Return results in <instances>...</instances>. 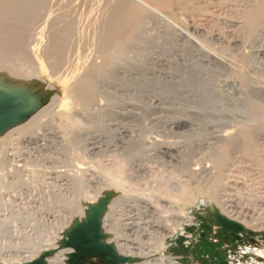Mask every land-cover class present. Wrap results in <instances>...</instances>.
I'll return each instance as SVG.
<instances>
[{
  "label": "bare ground",
  "instance_id": "obj_1",
  "mask_svg": "<svg viewBox=\"0 0 264 264\" xmlns=\"http://www.w3.org/2000/svg\"><path fill=\"white\" fill-rule=\"evenodd\" d=\"M185 1V0H183ZM182 0H0V93L1 94H6L10 96H20L23 98L28 99L30 102L35 104L37 108H39L40 103L42 101V94L39 92L37 93L35 91L36 87H33V81L34 79H40V78H46L48 80L50 79H55L57 81L59 88L61 89L62 93L60 96L56 97L53 100V105L47 108H41L36 114H32L31 118L24 123L20 122L17 123L16 125L12 126L11 129L7 130L2 136H0V206L2 204H7L6 207L11 205L13 202V196L12 194L10 196H7V194H10L13 190H10L12 188H16L17 181L14 180L12 182L10 180L6 181L5 179L7 178V173L9 171H13L12 169H8L9 165L7 163L9 162L10 159L8 156L10 155V147L12 145H16L19 147L20 141L26 140L29 142V144H39L40 147H43V144H40L41 141L45 140L47 134H53V135H58L60 136V139H64L66 141V145L70 144L76 146V144L79 141L80 138L83 137V133H86L85 131H89L92 128L95 127H100L101 125H105L106 120L109 119L110 115L112 114V111L110 109V105L112 103V100L115 98V95L111 93L108 90H104L103 88L105 87L104 85L107 86V84H125L127 82L126 76L125 80L126 82L122 79L123 76H121L119 73L121 70H124V67L129 64L130 60H134V55L133 54H138V50L143 46L144 44V33L147 29V24L150 18H154L155 15H160L164 14L163 12H169V14L174 15L178 17V14L176 15V11L174 7L176 6H183L184 4ZM194 0H186L185 3L187 5H192L196 1ZM205 1V0H204ZM211 1V0H210ZM209 3L211 4V2ZM219 1V0H218ZM226 1V0H225ZM230 1V0H227ZM236 1V0H235ZM238 1V0H237ZM242 1V0H241ZM201 2V1H197ZM233 0L229 3H232ZM239 2V1H238ZM245 2V1H243ZM208 3V2H207ZM228 3V2H227ZM226 3V4H227ZM218 4V3H216ZM223 6H227L225 3H223ZM234 4V2L232 3ZM178 5V6H177ZM200 5V4H199ZM215 5V4H213ZM211 5V6H213ZM219 5V4H218ZM217 5V6H218ZM222 5V4H221ZM220 5V6H221ZM231 5V4H230ZM242 5V2H241ZM241 5H238L239 7ZM197 6V5H196ZM203 6V4H202ZM205 6V4H204ZM207 6V5H206ZM216 6V5H215ZM180 7V8H181ZM192 7V6H190ZM194 7V6H193ZM192 7V8H193ZM199 7V6H198ZM209 7V6H208ZM222 7V6H221ZM221 7H218L221 9ZM228 7V6H227ZM236 2H235V6ZM237 7V8H239ZM175 8V9H176ZM211 8V7H210ZM217 8V7H216ZM178 9V8H177ZM189 9V8H187ZM200 9V8H199ZM206 9V8H204ZM235 9V8H233ZM194 10V9H193ZM198 10V9H197ZM202 10V9H201ZM230 10V8H229ZM232 10V9H231ZM179 12L182 13L181 10L178 9ZM186 12H190L186 10ZM200 11V10H199ZM205 11V10H204ZM206 11H209L208 9ZM175 12V13H174ZM213 12V11H212ZM211 12V13H212ZM223 11L222 13H224ZM159 13V14H157ZM187 13V15H188ZM194 13V12H193ZM198 13H201L198 12ZM210 12H208L209 14ZM242 19L241 25L242 27L239 28L240 25H237L236 29L239 28V30L242 32V39H238L239 43L243 44L246 46L249 43L253 44L257 39L262 36H264V0H250L245 5H242V8L238 10L237 12ZM232 13V15L237 14ZM183 14V13H182ZM191 14V13H189ZM206 14V13H205ZM237 14V15H238ZM167 15V14H166ZM192 15V14H191ZM199 15V14H198ZM220 15V14H219ZM236 15V16H237ZM157 16V17H158ZM162 16V15H161ZM164 16V15H163ZM162 16V18H163ZM170 15L167 16V18ZM228 16V14H227ZM236 16H233L236 18ZM156 17V18H157ZM160 17V16H159ZM176 17V18H177ZM187 17V16H186ZM231 17V16H230ZM161 18V19H162ZM165 18V17H164ZM168 19L172 21V19ZM179 18V17H178ZM238 18V17H237ZM236 18V19H237ZM184 19V18H183ZM187 19V18H186ZM196 19V18H195ZM194 19V20H195ZM200 19V17H199ZM239 19V18H238ZM156 20V19H155ZM180 20V19H178ZM176 20V21H178ZM190 20V19H189ZM170 21V22H171ZM209 21V20H208ZM232 21V20H231ZM156 22V21H155ZM219 22V21H218ZM236 22V21H235ZM159 23V22H157ZM172 23V22H171ZM178 23V22H176ZM213 23V22H212ZM174 24V23H173ZM170 24V27L173 25ZM181 24V21L179 22V26ZM217 24V23H216ZM240 24V23H239ZM151 25V24H150ZM154 25V24H153ZM167 25V24H166ZM169 25V23H168ZM184 25V24H183ZM186 25V24H185ZM195 25V24H194ZM208 25V24H207ZM206 25V26H207ZM227 25V24H226ZM174 26V25H173ZM172 30L175 29V27ZM178 26V27H179ZM219 26V25H218ZM149 27V26H148ZM157 27V26H156ZM155 27V29H156ZM186 30H188L184 26ZM195 27V26H194ZM158 28V27H157ZM167 28V27H165ZM183 28V27H182ZM203 28V27H202ZM214 28V27H213ZM219 28V27H218ZM161 29V28H159ZM164 29V28H163ZM169 29V26H168ZM180 29V27H179ZM197 29V28H196ZM195 29V30H196ZM157 30V29H156ZM182 30V29H180ZM159 31V30H157ZM179 31V30H178ZM197 31V30H196ZM221 31V30H220ZM218 31V32H220ZM234 31V30H233ZM149 32V31H148ZM170 32V31H169ZM172 32V31H171ZM186 32V31H185ZM207 32V31H206ZM151 33V32H150ZM213 33V32H212ZM166 34V33H165ZM164 34V37H165ZM221 34V33H220ZM156 35V34H155ZM158 35V34H157ZM156 35V37H157ZM172 35V34H171ZM209 35V34H208ZM237 35V34H236ZM151 36V35H149ZM184 36V35H183ZM225 36V35H224ZM168 37V36H167ZM169 37H171L169 35ZM173 37V36H172ZM177 37V36H176ZM192 37V36H191ZM238 37V36H237ZM149 38V37H148ZM161 38V37H159ZM163 38V37H162ZM179 39V38H178ZM224 39V38H223ZM226 39V38H225ZM262 39V38H261ZM190 40V39H189ZM197 40V39H196ZM237 40V39H236ZM264 40V39H263ZM262 40V42H263ZM158 41V40H157ZM156 41V42H157ZM176 41V39H175ZM192 41V40H191ZM162 42V41H161ZM170 42H172L170 40ZM177 42V41H176ZM175 42V43H176ZM237 42V41H236ZM258 42V41H257ZM149 43V42H148ZM159 43V41H158ZM178 43V42H177ZM182 43V42H181ZM224 43V42H223ZM157 44V43H156ZM180 44V43H179ZM233 44V43H232ZM258 44V43H257ZM261 44V43H260ZM150 45V44H149ZM147 44V46H149ZM153 45V44H152ZM171 45V44H170ZM160 46V44H159ZM167 46V45H166ZM174 46V43H173ZM177 46V45H176ZM175 46V48H176ZM186 46V45H185ZM184 46V47H185ZM191 46V45H190ZM229 46V44H228ZM242 45L235 44V47L240 49ZM252 46V45H251ZM260 46V45H259ZM157 47V46H156ZM181 47V46H180ZM183 47V46H182ZM195 47V46H194ZM230 47V46H229ZM254 47V46H253ZM155 48V47H153ZM158 48V47H157ZM167 48V47H166ZM169 48V46H168ZM202 48V47H201ZM242 48V47H241ZM242 48V49H243ZM255 48V47H254ZM148 49V48H147ZM152 49V48H151ZM162 49V47H161ZM165 48H163L164 50ZM170 49V48H169ZM179 49V48H178ZM186 49V47H185ZM184 49V50H185ZM188 49V47H187ZM194 49V48H193ZM222 49V48H221ZM252 49V48H251ZM259 49V48H258ZM183 50V49H182ZM211 50V49H210ZM231 50V49H230ZM246 50V49H245ZM250 50V49H249ZM263 50V49H262ZM153 51V50H152ZM169 51V50H168ZM191 51V50H189ZM236 51V50H235ZM234 51V53H235ZM252 51V50H251ZM141 52V50H139ZM157 52V51H156ZM162 52V50H161ZM195 52V51H194ZM214 52V51H213ZM238 52V51H237ZM240 52V51H239ZM238 52V53H239ZM243 52V51H242ZM244 53L239 54L241 58H238L236 56L234 57H229L225 59L224 61L228 62V64L233 68V75L237 82L239 83L240 89L244 92H248L252 90L255 87H258L257 84H261L258 82H255L253 78L251 79L247 75V70L251 66L248 58V54ZM133 53V54H132ZM143 53V52H142ZM149 53V52H148ZM165 53V52H164ZM169 53V52H167ZM180 53V52H179ZM178 53V54H179ZM184 53V52H183ZM208 53V52H206ZM132 54V55H131ZM144 54V53H143ZM162 54V53H161ZM160 54V55H161ZM213 54V55H212ZM219 53H210L209 56H214L215 58H220ZM148 55V54H147ZM153 55V53H152ZM166 55V54H165ZM182 55V54H181ZM189 55V54H188ZM199 55V54H198ZM163 56V55H162ZM187 56V54H186ZM192 56V55H191ZM194 56V55H193ZM205 56V55H204ZM230 56V55H229ZM259 56V55H258ZM138 57V56H136ZM165 57V56H164ZM170 57V56H169ZM181 57V56H180ZM179 57V58H180ZM199 57V56H198ZM223 57V56H222ZM250 57V56H249ZM257 57V56H256ZM133 58V59H131ZM148 58V57H147ZM157 58V57H156ZM186 58V57H185ZM204 58V57H203ZM225 58V57H224ZM139 59V57H138ZM137 59V60H138ZM158 59V58H157ZM165 59V58H164ZM181 59V58H180ZM202 59V58H201ZM206 59V58H205ZM214 59V58H213ZM251 59V58H250ZM257 59V58H256ZM136 60V61H137ZM143 60V58H141ZM146 60V58H145ZM160 60V59H159ZM163 60V59H162ZM166 60V59H165ZM177 60V58L175 59ZM185 60V59H184ZM135 61V60H134ZM135 61V62H136ZM140 61V60H138ZM169 61V60H168ZM221 61V59H220ZM260 61V60H259ZM262 61V60H261ZM160 62V61H159ZM179 62V61H178ZM181 62V61H180ZM209 62V61H208ZM215 62V61H214ZM213 62V63H214ZM225 62V63H226ZM256 62V61H255ZM131 63V62H130ZM137 63V62H136ZM142 63V61H141ZM150 63V62H149ZM190 63V62H189ZM222 64V62H218V64ZM127 64V65H126ZM164 64V63H163ZM183 64V63H182ZM181 64V65H182ZM187 64V60L186 63ZM192 64V63H191ZM208 64V63H207ZM210 64V63H209ZM254 64V62H253ZM145 65V64H144ZM177 65V64H176ZM175 65V66H176ZM179 65V64H178ZM204 65V64H203ZM202 65V66H203ZM216 65V64H214ZM224 65V64H223ZM228 65V66H229ZM132 66V65H131ZM154 66V65H152ZM184 66V65H183ZM187 66V65H186ZM185 66V67H186ZM191 66V65H190ZM193 66V64H192ZM199 66V65H198ZM201 66V65H200ZM210 66V65H209ZM225 66V65H224ZM144 67V66H143ZM155 67V66H154ZM216 67V66H215ZM253 67V66H252ZM261 67V66H260ZM259 67V68H260ZM126 68V69H127ZM153 68V67H152ZM167 68V67H166ZM210 68V67H209ZM223 68V67H222ZM250 68L248 71H250ZM257 68V67H256ZM262 68V67H261ZM131 69V68H130ZM138 69V67H137ZM144 69V68H143ZM155 69V68H154ZM176 68H174L175 70ZM186 69V68H185ZM184 69V70H185ZM195 69V68H194ZM200 69V68H199ZM134 70V69H133ZM136 70V69H135ZM161 70V68H160ZM165 70V69H164ZM171 70V69H170ZM178 70V69H177ZM202 70V68H201ZM252 70V68H251ZM257 70V69H256ZM137 71V70H136ZM172 71V70H171ZM182 71V70H181ZM197 71V70H195ZM194 71V72H195ZM200 72V70H198ZM204 71V70H203ZM213 71H216L213 69ZM220 71V70H219ZM264 71V70H262ZM126 72V71H125ZM189 72V70L187 71ZM223 72V71H222ZM230 72V71H229ZM253 72V71H251ZM250 76L254 74H251ZM258 72V71H257ZM128 73V72H127ZM137 73V72H136ZM170 73V72H169ZM177 73V71H176ZM196 73V72H195ZM208 73V72H206ZM227 73V72H226ZM142 74V73H141ZM143 73L142 75H144ZM162 74V73H161ZM172 74V73H171ZM175 74V73H173ZM184 74V72H183ZM187 74V73H186ZM189 74V73H188ZM194 74V73H193ZM202 74V73H201ZM215 74V73H214ZM231 74V73H230ZM261 74L260 71L258 75ZM123 75V74H122ZM159 75V74H158ZM180 75V74H179ZM198 75V74H196ZM208 75V74H207ZM211 75V74H209ZM131 76V75H130ZM146 76V74H145ZM178 76V74H177ZM200 76V75H199ZM203 76V75H202ZM214 76V75H213ZM212 76V77H213ZM260 76V75H259ZM263 76V75H262ZM261 76V77H262ZM136 77V76H135ZM139 77V76H138ZM137 77V78H138ZM161 77V76H160ZM165 77V76H164ZM179 77V76H178ZM184 76H181V78ZM201 77V76H200ZM205 77V76H204ZM207 77V76H206ZM218 77V76H217ZM255 77V76H254ZM124 78V77H123ZM147 78V77H146ZM158 78V77H157ZM188 79V76L185 77V79ZM190 78V77H189ZM209 78V77H208ZM207 78V79H208ZM264 78V77H263ZM170 79V78H169ZM197 79V78H196ZM211 79V78H209ZM230 79V78H229ZM234 78H232L233 80ZM256 79V78H255ZM262 78H260L261 80ZM138 80V79H137ZM141 80V79H140ZM146 80V79H145ZM148 80V79H147ZM164 80V79H163ZM172 80V78H171ZM176 80V78L174 79ZM212 80V79H211ZM215 79H213L214 81ZM225 80V79H224ZM258 80V81H260ZM150 81V80H149ZM158 81V80H157ZM188 81V80H187ZM210 81V80H209ZM212 81V82H213ZM129 82V81H128ZM135 82V78L134 81ZM147 82V81H146ZM145 82V83H146ZM160 82V81H159ZM158 82V83H159ZM176 82V81H175ZM178 82V81H177ZM180 82V81H179ZM186 83V81L184 80ZM207 82V81H206ZM224 82V81H223ZM228 82V81H227ZM232 82V81H231ZM130 83V82H129ZM136 83V82H135ZM134 83V84H135ZM171 83V82H170ZM192 83V81H191ZM195 83V82H194ZM209 83V82H208ZM237 83V84H238ZM138 84V83H137ZM157 84V83H156ZM172 84V83H171ZM181 84V83H180ZM193 84V83H192ZM198 84V83H197ZM203 84V83H202ZM210 84V83H209ZM225 84V83H224ZM236 84V83H235ZM264 84V82H263ZM128 86V83L126 84ZM141 85V84H140ZM143 85V84H142ZM165 85V84H164ZM195 85V84H194ZM213 85V84H212ZM226 85V84H225ZM234 85V84H233ZM262 85V84H261ZM109 86V85H108ZM125 86V85H124ZM135 86V85H134ZM151 86V85H150ZM170 86V85H169ZM173 86V85H172ZM179 87V85H176ZM175 86V88H176ZM182 86V84H181ZM186 86V85H184ZM183 86V87H184ZM190 85H188L189 87ZM207 86V85H206ZM211 84L209 85V87ZM231 86V85H230ZM120 87V86H119ZM126 87V86H125ZM129 87V86H128ZM146 87V86H145ZM144 87V89H145ZM174 87V86H173ZM187 87V86H186ZM193 87V86H192ZM191 87V88H192ZM196 87V86H195ZM200 87L201 90V86ZM214 87V86H213ZM217 87V86H216ZM219 87V86H218ZM223 87V86H222ZM114 88V87H113ZM122 88V87H121ZM133 88V86H132ZM152 88V87H150ZM156 88V87H155ZM160 88V87H158ZM182 88V87H180ZM179 88V89H180ZM207 88V87H206ZM226 88V87H224ZM223 88V91H224ZM232 88V87H231ZM264 88V87H263ZM127 90V87L125 88ZM123 89V90H125ZM131 89V88H130ZM137 89V88H136ZM173 89L171 86L165 89V92L168 90L170 91ZM177 89V88H176ZM175 89V90H176ZM187 89V88H186ZM196 89V88H195ZM198 89V88H197ZM212 89V88H211ZM215 89V88H213ZM135 90V89H134ZM147 90V88H146ZM194 90V89H193ZM216 90V89H215ZM237 90V89H236ZM259 89H257L258 91ZM264 89H260L259 92ZM152 91V90H151ZM150 91V92H151ZM159 91V89H158ZM161 91V90H160ZM164 91V90H162ZM161 91V93H162ZM174 91V90H173ZM178 91V90H177ZM176 91V92H177ZM188 92V89L185 90ZM191 91V90H190ZM207 91V90H206ZM222 91V90H221ZM222 91V92H223ZM253 91V90H252ZM114 92V91H113ZM119 92V91H118ZM117 92V93H118ZM133 92V91H132ZM142 92V91H141ZM144 92V91H143ZM142 92V93H143ZM172 92V90H171ZM180 92V91H179ZM202 92V91H201ZM208 92V91H207ZM205 92L203 89V92L201 93V96H203V100L205 105L210 104L211 102H215L217 97L214 96L213 91L210 92ZM217 92V90H216ZM130 93V92H129ZM136 95V92H134ZM147 93V91H146ZM168 93V92H167ZM186 93V95H187ZM226 93V92H225ZM126 94V93H125ZM140 94V92H139ZM149 94V93H148ZM154 94V93H153ZM157 94V93H156ZM171 94V93H170ZM218 94V93H217ZM227 94V93H226ZM234 94V93H233ZM124 95V94H123ZM127 95V94H126ZM134 95V94H133ZM150 95V94H149ZM164 95V94H163ZM177 95V94H176ZM194 95V94H193ZM225 95V94H224ZM247 95V94H246ZM151 96V95H150ZM170 96V95H169ZM179 95H177L178 97ZM195 96V95H194ZM218 96V95H217ZM222 96V95H221ZM254 96V95H251ZM247 97L246 102H245V108L246 112H243V108H241L244 114L247 113L246 115V120L244 123H240V126L234 132H225L222 134L218 135V138L220 141H222V145L219 143V147L213 151L212 154V161H209V163H212L213 167L211 166L212 170L208 167V170L205 169V177L202 182V188L201 192H203L207 199L209 200V203H206V209L203 210L201 215H198V220L200 221L199 224L196 223L195 221H190L188 220V224L186 225L187 227L184 228V231L182 234L183 235V240L181 243L173 241V244L171 246H166L164 244V249L160 250V247L162 246L163 240H165L171 233H174L176 230V227L180 224V219L178 220H173L169 222V219H165L162 216L156 217L155 212H153L151 207L144 205L142 206L144 208L143 213L146 214V218H143L140 220V222H130L126 225H129L130 232L127 234L124 233H118L116 231H113L112 224H109L112 220L110 219V211L111 208L113 207L115 203L114 198V189H124L123 182L125 183V176L124 174V167H120V165H117L118 169L120 170H115L113 174H109L110 176V185L108 189H100L97 191L95 196L90 195L88 185L89 180L92 182H97L94 179L89 178V180H86V178L83 176L85 172H82L81 170V175L79 176V173H72V179L69 181L74 185L69 189V187L72 185L70 182L69 187L66 186L69 190L67 193H69L71 190V196L70 194L68 197H64L65 195H61L60 201L61 203L67 207L69 216L67 217L69 221H64L66 220L64 218V222L66 225H69L65 228V225L62 227V232L64 229L63 235H55L53 232L47 236V238H43L42 230H37L38 236H35L34 239H29V238H23L22 243L23 247L22 251L25 253L23 257H25L24 260H21V262H9L7 257L15 256L12 253H6L8 251H16L11 248L12 246L8 247L7 250L3 249L0 250V264H21V263H26L28 261H33L37 258H39L41 255L44 253H51V256L47 257V264H68V255L72 253L73 250L68 249L63 247L62 241L66 238V233L68 230H70L77 222H81L86 219V213L87 210L89 209L90 206L96 205L101 199L105 198L107 200V205L104 211L103 219H102V230H103V241H105L108 244L113 245L114 249L116 252L123 256L126 257L127 261L119 264H183L181 261H178L180 258L176 257V253H183L185 249H187L195 240L199 239L201 236L200 231L203 229V225H205V221L211 220L215 217V213L219 212L222 216L227 218L229 221L235 222L240 225V228L233 230V237L234 240L238 241V245L235 246V250L231 251L229 253L230 257V264H264V220L261 218L262 216L260 213H256L255 207L252 211L249 210H244V205H241V200H242V195L238 196V191L236 194L232 193L231 191L228 192L226 189V186H231L230 188L232 189L233 185H226L227 181L224 182V177L225 172H228V169L231 166V163L233 162L232 159H235L234 155H237L240 150L243 152L248 153V156H251L253 161L256 159V164L258 166V169L255 167L257 170H261V172L264 173V157H262L263 150L260 149L262 146H264V101L261 102L259 100L254 99L253 97ZM260 96V95H259ZM126 97V96H125ZM166 97V96H165ZM182 97V96H181ZM183 97H186L185 95ZM197 97V96H196ZM224 97V96H223ZM230 96H228L229 98ZM239 97V96H238ZM137 98V95H136ZM140 98V97H139ZM138 98V99H139ZM151 100V97H149ZM171 98V97H170ZM227 98V97H226ZM233 98V97H232ZM243 97L239 98L240 101ZM120 99V98H119ZM122 99V98H121ZM127 99V98H126ZM132 99V98H130ZM154 99V98H153ZM168 99V98H167ZM176 99V98H175ZM174 99V100H175ZM190 99V97L188 98ZM193 99V98H192ZM197 99V98H196ZM236 99V98H235ZM234 99V100H235ZM244 99V98H243ZM263 99V98H262ZM104 102H109L105 106L103 104ZM117 100V98H115ZM135 100V99H134ZM147 100V98H146ZM187 100V99H186ZM218 100V99H217ZM225 100V99H224ZM223 100V101H224ZM228 100V99H227ZM127 101V100H126ZM129 101V99H128ZM131 101V100H130ZM133 101V100H132ZM139 101V100H138ZM177 101V100H176ZM175 101V102H176ZM181 101V100H180ZM183 101V99H182ZM181 101V102H182ZM189 101V100H188ZM196 101V100H195ZM199 101V100H198ZM219 101V100H218ZM222 101V103H223ZM244 101V100H243ZM111 102V103H110ZM136 102V100H135ZM141 102V101H140ZM147 102V101H146ZM160 102V101H159ZM167 102V101H166ZM169 102V101H168ZM174 102V103H175ZM185 101H183L184 104ZM200 102V101H199ZM198 102V103H199ZM202 102V101H201ZM234 102V101H231ZM231 102L229 104H231ZM239 102V100H238ZM148 103V102H147ZM146 103V104H147ZM193 103V102H192ZM236 103V101L234 102ZM233 103V104H234ZM117 105V103L115 102ZM134 104V103H133ZM139 104L136 102V105ZM177 104V103H175ZM186 104V103H185ZM189 104V103H188ZM196 104V103H195ZM193 104V105H195ZM200 104V103H199ZM212 104V103H211ZM210 104V105H211ZM216 104V102H215ZM214 104V105H215ZM219 104V102L217 103ZM216 104V105H217ZM224 104V103H223ZM219 104V105H223ZM227 103V105H229ZM243 103H241V107ZM124 105V104H123ZM148 105V104H147ZM150 105V104H149ZM156 105V104H154ZM180 105V104H179ZM192 105V104H191ZM225 105V104H224ZM120 106V105H119ZM163 106V105H162ZM169 106V105H168ZM187 106V105H186ZM185 106V107H186ZM199 106V105H198ZM208 106V105H207ZM237 106V104H236ZM116 107V106H114ZM138 107V106H137ZM140 107V106H139ZM144 107V106H143ZM146 107V106H145ZM149 107V106H148ZM165 107V106H164ZM167 107V106H166ZM178 107V106H177ZM176 107V108H177ZM180 107V106H179ZM188 107V106H187ZM196 107V106H194ZM204 107V106H203ZM211 107V106H210ZM231 107V106H230ZM234 107V106H233ZM129 108V107H128ZM157 108V106H156ZM182 108V107H181ZM189 108V107H188ZM187 108V109H188ZM207 108V107H206ZM232 108V107H231ZM237 108V107H236ZM116 109V108H115ZM136 109V108H134ZM145 109V108H143ZM152 109V107H151ZM155 109V107H154ZM165 109V108H164ZM163 109V110H164ZM213 109V108H212ZM222 109V108H221ZM227 109V108H226ZM162 110V111H163ZM196 110V109H195ZM211 110V109H210ZM224 113V108L222 109ZM229 110V108H228ZM234 110V109H233ZM238 109H235L237 111ZM36 111V110H35ZM121 111V110H120ZM130 111V110H129ZM146 111V110H145ZM151 111V110H150ZM194 111V110H193ZM230 111V110H229ZM241 111V110H240ZM118 111H116L117 113ZM124 112V111H123ZM128 112V111H126ZM133 112V111H132ZM149 112V111H148ZM153 112V111H152ZM195 112V111H194ZM199 112V111H198ZM213 112V111H212ZM220 112V111H219ZM232 112V110H231ZM239 112V111H238ZM141 113V111H140ZM184 113V112H183ZM193 113V112H192ZM229 113V112H228ZM227 113V114H228ZM119 114V113H118ZM128 114V113H127ZM131 114V113H130ZM180 114V113H178ZM186 114V113H185ZM199 114V113H198ZM205 114V113H204ZM209 114V113H208ZM226 114V113H225ZM224 114V115H225ZM242 114V113H241ZM120 115V114H119ZM142 116V113L140 114ZM144 115V114H143ZM189 115V114H188ZM192 115V114H191ZM201 115V114H200ZM230 114H228L229 116ZM235 115V114H233ZM238 115V114H237ZM181 116V115H180ZM194 116V115H193ZM191 116V117H193ZM197 116V115H196ZM208 116V115H207ZM226 116V115H225ZM242 116V115H240ZM245 116V115H244ZM243 116V117H244ZM113 117V116H112ZM117 117V116H116ZM128 117V116H127ZM131 117V115H130ZM134 117V116H133ZM157 117V116H156ZM166 117V116H165ZM239 117V116H237ZM236 117V118H237ZM45 118V119H44ZM55 118H57V122H55ZM136 118V117H135ZM145 118V117H144ZM151 118V117H150ZM163 118V117H162ZM202 118V117H201ZM215 118V117H214ZM224 118V117H223ZM142 119V118H141ZM147 119V118H146ZM154 119V118H152ZM180 119V118H179ZM216 119V118H215ZM219 119V118H218ZM216 119V120H218ZM234 119V118H233ZM238 119V118H237ZM133 120V119H132ZM138 120V117H137ZM143 120V119H142ZM164 120V119H163ZM168 120V119H167ZM185 122L188 123L189 120L183 119ZM197 120V118H196ZM224 120V119H223ZM226 120V119H225ZM243 120V119H242ZM193 121V120H192ZM199 121V119H198ZM236 121V120H235ZM135 122V120H134ZM144 122V121H143ZM154 122V121H153ZM158 122V121H157ZM183 122V121H182ZM200 122V121H199ZM243 122V121H242ZM114 123V122H112ZM120 123V122H119ZM141 123V122H140ZM146 123V122H145ZM168 123V122H167ZM215 123V122H214ZM239 123V121H238ZM121 124V123H120ZM199 124V123H198ZM208 124V123H207ZM226 123H224L225 125ZM233 124V123H232ZM231 124V125H232ZM103 125V126H104ZM149 125V124H148ZM159 125V124H158ZM169 125V124H168ZM102 126V127H103ZM120 126V125H119ZM124 126V125H123ZM138 126V125H137ZM189 126V125H188ZM200 126V125H199ZM208 126V125H207ZM105 127V126H104ZM117 127V126H116ZM134 127V126H133ZM139 127V126H138ZM150 127V126H149ZM156 127V125H155ZM164 127V126H163ZM180 127V126H179ZM197 127V125H196ZM203 127V126H202ZM216 127V126H215ZM223 127V126H222ZM227 127V126H226ZM225 127V128H226ZM183 128V126H182ZM201 128V126H200ZM204 128V127H203ZM220 128V127H219ZM125 129V128H124ZM132 129V128H131ZM139 129V128H138ZM137 129V130H138ZM145 129V128H144ZM157 129V127L155 128ZM170 129V128H169ZM190 129V127L188 128ZM222 129V128H221ZM220 129V130H221ZM231 129V128H230ZM102 130V129H101ZM107 130V129H106ZM114 130V128L112 129ZM141 130V129H139ZM148 130V129H147ZM161 130V129H160ZM159 130V131H160ZM168 130V129H167ZM204 130V129H203ZM219 130V131H220ZM93 131V129L91 130ZM94 131H97L94 129ZM103 131V130H102ZM128 131V130H127ZM132 131V130H131ZM142 131V130H141ZM157 131V130H156ZM182 131V130H181ZM106 132V131H105ZM165 132V131H164ZM167 132V131H166ZM88 133V132H87ZM103 132H101L99 135H101ZM115 133V130H114ZM120 133V132H119ZM171 133V132H170ZM194 133V132H193ZM206 133V132H205ZM204 133V134H205ZM17 134L18 136H16ZM89 134V133H88ZM109 134V133H108ZM121 134V133H120ZM147 134V133H146ZM150 134V133H148ZM152 134V133H151ZM157 134V133H156ZM161 134V133H160ZM174 134V133H173ZM181 134V133H180ZM192 134V133H191ZM203 134V133H202ZM215 134V133H214ZM93 135V134H92ZM104 135V134H103ZM111 135V134H109ZM145 135V133H144ZM159 135V133H158ZM16 136V137H15ZM90 136V135H89ZM88 136V137H89ZM94 136V135H93ZM105 136V135H104ZM113 136V135H112ZM124 136V135H123ZM164 136V134H163ZM197 136V135H196ZM86 137V136H85ZM116 137V136H115ZM120 137V136H119ZM160 137V136H159ZM173 137V136H172ZM201 137V135H200ZM199 137V139H200ZM213 137V136H212ZM216 138V136H214ZM102 138H104L102 136ZM110 138V137H109ZM196 140V137H193ZM198 138V136H197ZM50 138H46V140H49ZM92 141L91 142H85L87 145L88 143L94 144L95 137L91 136ZM114 139V138H113ZM162 139V138H161ZM179 139V138H178ZM209 139V138H208ZM53 140V139H51ZM82 140V139H81ZM88 140V138H87ZM107 140V139H106ZM125 140V139H124ZM190 140V139H189ZM203 140V139H202ZM214 140V139H213ZM50 141V140H49ZM63 141V142H64ZM101 141V139H100ZM123 141V140H122ZM127 141V140H126ZM131 141V140H130ZM52 142V141H51ZM62 142V140H61ZM84 142V140H83ZM82 142V143H83ZM105 142V141H104ZM125 142V141H124ZM132 142V141H131ZM174 142V141H173ZM185 142V141H184ZM201 142V141H200ZM199 142V143H200ZM204 142V141H203ZM54 143V142H53ZM56 143V142H55ZM101 143V142H100ZM109 143V141H108ZM24 144V143H23ZM27 144V143H26ZM28 144V145H29ZM61 144V143H60ZM65 144V143H63ZM99 144V143H98ZM121 144V143H120ZM129 144V141H128ZM195 144V143H194ZM208 144V143H207ZM214 144V143H213ZM26 145V147L28 146ZM38 145V146H39ZM46 143L44 144V146ZM52 145V143H51ZM56 145V144H55ZM113 145V144H112ZM116 145V143H115ZM139 145V144H138ZM154 145V144H153ZM191 145V144H190ZM218 145V144H217ZM16 146V147H17ZM21 146H23L21 144ZM20 146V147H21ZM31 146V145H29ZM37 146V145H36ZM84 146V145H83ZM90 146V145H89ZM140 146V145H139ZM179 146V145H178ZM193 146V145H192ZM14 147V146H13ZM12 147V148H13ZM25 147V146H23ZM22 147V148H23ZM25 147V148H26ZM35 147V146H33ZM53 147V146H52ZM51 147V148H52ZM59 147V146H58ZM98 146H93L92 149H95ZM107 147V145H106ZM110 147V145H109ZM129 147V146H128ZM143 147V146H142ZM154 147V146H151ZM189 147V146H187ZM186 147V148H187ZM198 147V146H197ZM210 147V146H209ZM15 148V147H14ZM13 148V149H14ZM21 148V149H22ZM32 148V147H30ZM38 147H36L37 149ZM48 148V147H47ZM71 148V147H70ZM73 148V147H72ZM108 148V147H107ZM132 149V147H130ZM148 147H146L147 149ZM156 151L163 153L165 155L169 156H177L180 155V150L179 148L172 143L171 141H164L163 139L159 142H157V146L155 147ZM204 148H206L204 146ZM208 148V147H207ZM18 150V148H15ZM19 148V151H21ZM41 149V148H38ZM44 149V148H43ZM46 149V147H45ZM78 149H80L78 147ZM77 149V151H78ZM87 149V147H86ZM91 149V148H90ZM98 149V148H97ZM101 149V148H100ZM116 149V148H114ZM134 149V150H133ZM133 152L135 153L136 147L133 146ZM194 149V148H192ZM212 149V148H211ZM264 149V148H263ZM25 150V149H24ZM52 150V149H51ZM50 150V151H51ZM99 150V149H98ZM97 150V151H98ZM111 150V148H110ZM129 150V149H128ZM197 150V149H196ZM207 150V149H206ZM15 151V150H14ZM13 151V152H14ZM26 151V150H25ZM23 152V149L21 152ZM35 151V149H34ZM39 151V150H38ZM42 151V150H40ZM56 151V150H55ZM76 151V152H77ZM86 151V150H85ZM95 151V150H94ZM143 151V150H142ZM145 151V150H144ZM183 151V150H182ZM181 151V152H182ZM198 151V150H197ZM18 152V151H17ZM49 152V150H48ZM47 152V153H48ZM53 152V150H52ZM62 152V151H61ZM64 152V151H63ZM69 152V150H68ZM81 154V151H79ZM109 152V151H108ZM115 152V151H114ZM157 152V153H158ZM184 152V151H183ZM186 152V151H185ZM190 152V151H189ZM202 152V151H201ZM59 153V152H58ZM56 153V154H58ZM66 153V151L64 152ZM70 153V152H69ZM68 153V154H69ZM144 153V152H141ZM187 153V152H186ZM197 153V152H196ZM200 153V152H199ZM205 153V152H204ZM203 153V154H204ZM212 153V152H211ZM19 154V153H18ZM17 154V155H18ZM53 154V153H52ZM60 154V153H59ZM72 154V152H71ZM83 154V153H82ZM128 154V155H129ZM138 154V153H137ZM264 154V153H263ZM16 155V152L14 153ZM16 155V157H18ZM29 156V154H27ZM34 155V154H33ZM32 155V156H33ZM42 155V153H41ZM44 155V153H43ZM48 155V154H47ZM62 155V154H61ZM78 155V154H77ZM141 155V154H140ZM184 155V154H183ZM181 154V156H183ZM192 155V154H191ZM201 155V154H200ZM247 155V154H246ZM26 156V154H25ZM27 156V157H28ZM38 156V155H37ZM46 154L42 157H45ZM67 156V155H66ZM87 156V155H86ZM85 156V157H86ZM131 156V155H130ZM129 156V157H130ZM135 156V155H134ZM138 156V155H137ZM148 156V155H147ZM146 156V157H147ZM152 156V154H151ZM155 156V155H154ZM211 156V155H210ZM12 157V156H11ZM15 157V156H14ZM23 157V155H22ZM41 157V156H40ZM47 157H50L47 156ZM53 157V155H52ZM56 157V156H55ZM54 157V158H55ZM62 157V156H61ZM68 157V156H67ZM66 157V158H67ZM92 157V155H91ZM142 157V155H141ZM145 157V156H144ZM153 157V156H152ZM178 157V156H177ZM176 157V158H177ZM184 157V156H183ZM205 157V156H203ZM253 157V158H252ZM32 158V157H30ZM36 158V156H35ZM57 158V157H56ZM78 158V157H77ZM89 158V155H88ZM133 158V157H132ZM139 158V157H138ZM137 158V159H138ZM164 158V157H163ZM166 158V157H165ZM186 158V157H185ZM188 158V155H187ZM18 159V158H17ZM25 161H28V159H24ZM21 159V160H22ZM34 159V158H32ZM31 159V160H32ZM39 159V158H37ZM41 159V158H40ZM51 159V157H50ZM69 159V158H68ZM114 159V158H113ZM116 159V156H115ZM168 159V158H167ZM170 159V158H169ZM200 159V158H198ZM239 159V157L237 158ZM13 160V158H12ZM11 160V161H12ZM28 162V164H35V162L32 164ZM45 160V159H44ZM48 160V159H47ZM54 159L52 158V161ZM58 160L60 161V158L58 157ZM126 160V159H125ZM148 160V159H147ZM151 160V159H150ZM178 160V159H177ZM17 160H14V162ZM20 161V160H19ZM24 161V162H25ZM35 161V160H33ZM46 161V160H45ZM56 161V160H55ZM65 161V159H64ZM69 161V160H68ZM82 161V160H81ZM134 161V160H132ZM141 161V159H140ZM145 161V160H144ZM162 161V160H161ZM165 161V160H164ZM179 161V160H178ZM183 161V160H182ZM191 161V160H190ZM188 161V164H190ZM194 161V160H193ZM38 162V161H37ZM58 162V161H57ZM79 162V161H78ZM139 162V161H138ZM148 162V161H147ZM200 162V161H199ZM238 162V161H236ZM234 162V164L236 163ZM255 162H253L255 166ZM16 163H19L18 161ZM23 163V162H21ZM26 163V162H25ZM24 163V164H25ZM59 163V162H58ZM67 163V162H66ZM84 163V161H83ZM117 163V162H116ZM115 163V164H116ZM130 162H128L129 164ZM132 163V162H131ZM130 163V164H131ZM142 163V162H141ZM146 163V162H145ZM247 163V162H244ZM9 164V163H8ZM41 164V163H40ZM39 164V165H40ZM63 164V163H62ZM71 164V163H70ZM69 164V165H70ZM114 164V165H115ZM120 164V163H119ZM125 164V163H124ZM140 164V163H139ZM155 164V163H154ZM167 164V163H166ZM196 164V163H195ZM232 164L233 166H235ZM251 164V163H250ZM21 165V164H20ZM27 165V164H26ZM38 165V164H37ZM56 165V164H55ZM156 165V164H155ZM179 165V163H178ZM182 165V163H181ZM180 165V166H181ZM184 165V164H183ZM187 165V164H185ZM193 165V164H192ZM200 165V164H199ZM207 165V164H206ZM239 165V164H238ZM19 166V165H17ZM28 166V165H27ZM30 166V165H29ZM58 166V164L56 165ZM75 166V164H74ZM87 166V165H86ZM128 166V165H127ZM130 166V165H129ZM210 166V165H208ZM244 166V165H243ZM242 166V167H243ZM13 167V166H10ZM36 167V166H34ZM40 167V166H38ZM47 167V166H46ZM44 167V169L46 168ZM55 167V166H54ZM59 167V166H58ZM61 167V166H60ZM71 167V166H70ZM79 167V166H78ZM84 167V166H83ZM80 166L79 168H83ZM133 167V166H132ZM132 167H129V170L132 169ZM176 167V165H175ZM184 167V166H183ZM192 167V166H191ZM237 167V165H236ZM235 167V168H236ZM240 167V166H238ZM16 169V167H14ZM13 168V169H14ZM19 168H22L19 166ZM65 168V167H64ZM92 168V167H91ZM98 169V167H96ZM106 168V167H105ZM197 168V167H196ZM201 168V167H200ZM14 169V170H15ZM37 169V168H36ZM43 169V168H42ZM73 169V168H72ZM77 169V168H76ZM85 170V168H83ZM111 169V168H110ZM140 169V168H139ZM159 169V168H158ZM183 169V168H182ZM203 169V168H202ZM238 169V168H237ZM236 169V170H237ZM19 170V169H18ZM22 170V169H21ZM26 170V169H25ZM34 171V169H32ZM38 170V169H37ZM36 170V171H37ZM56 170V169H55ZM79 170V169H77ZM91 170V169H90ZM103 170V169H102ZM106 170V169H105ZM128 170V171H129ZM150 170V168H149ZM188 170V169H187ZM196 172V169H191ZM235 170V169H233ZM244 170V169H243ZM242 170V171H243ZM24 171V170H23ZM27 171L30 172V170L27 169ZM26 171V172H27ZM71 171V170H70ZM112 171V170H110ZM119 171V172H118ZM138 171V170H137ZM151 171V170H150ZM149 171V172H150ZM158 171V170H157ZM185 171V170H183ZM190 171V170H189ZM193 171V172H194ZM240 171V170H239ZM245 171V170H244ZM251 171V170H249ZM16 172V170H15ZM28 172V173H29ZM35 172V171H34ZM33 172V173H34ZM45 172V171H44ZM63 172V171H62ZM66 172V171H65ZM94 172V171H93ZM101 173V171H99ZM104 172V171H103ZM108 172V170H107ZM134 172V171H133ZM132 172V173H133ZM153 172V170H152ZM164 172V171H163ZM187 172V171H185ZM199 172V171H198ZM202 172V173H203ZM233 172V171H232ZM256 172V171H255ZM260 172V171H259ZM14 173V171H13ZM12 173V174H13ZM19 173V172H18ZM25 173V172H24ZM32 176H35V173ZM39 173L37 171L36 175ZM61 171H55L54 174H60ZM71 173V172H70ZM171 173V172H170ZM192 173V171H191ZM201 173V172H200ZM229 173V172H228ZM238 173V172H237ZM242 173V172H241ZM245 173V172H244ZM258 173V172H257ZM262 173V174H263ZM11 174V175H12ZM22 174V173H21ZM30 174V173H29ZM26 176L27 178L29 177ZM42 174V172H41ZM40 174V175H41ZM45 174V173H44ZM69 174V173H68ZM97 174V173H96ZM105 174V173H104ZM128 174V173H127ZM134 174V173H133ZM149 174V173H148ZM157 174V173H156ZM183 174V173H182ZM188 174V173H187ZM243 174V173H242ZM247 174V173H246ZM243 174V177H246L248 175ZM251 174V173H250ZM261 175V173H259ZM19 175V174H18ZM23 175V174H22ZM21 175V176H22ZM30 175V176H31ZM43 175V174H42ZM58 175V176H59ZM86 175V174H85ZM93 175V174H92ZM99 175V174H98ZM96 175V176H98ZM126 175V174H125ZM150 175V174H149ZM184 175V174H183ZM193 175L197 176L195 173ZM204 175V174H203ZM227 175V174H226ZM230 176L232 174H229ZM234 175V173H233ZM239 174H236L235 176H238ZM245 175V176H244ZM252 175V174H251ZM15 176H17L15 174ZM39 175H37L38 177ZM64 176V175H63ZM189 176V175H188ZM253 176V175H252ZM259 176V175H258ZM262 176V175H261ZM11 177V176H10ZM9 177V178H10ZM14 177V176H13ZM25 177V175H24ZM24 179H27L26 177ZM56 177V176H55ZM60 177V176H59ZM66 177V174H65ZM88 177V176H87ZM179 177V175H178ZM185 177V176H184ZM193 177V176H192ZM202 177L199 174V178ZM232 177V176H231ZM239 177V176H238ZM15 178V177H14ZM31 180L33 179L30 177ZM29 178V179H30ZM46 178V176H45ZM50 177H47V179ZM52 178V177H51ZM54 178V177H53ZM61 178V177H60ZM68 178V177H67ZM71 178V177H70ZM107 176L105 177V179ZM171 178V177H170ZM173 178V177H172ZM249 178V177H247ZM251 178V177H250ZM260 178V177H259ZM258 178V179H259ZM28 179V180H29ZM44 179V177H43ZM65 179V178H64ZM69 179V178H68ZM88 179V178H87ZM109 179V178H108ZM153 179V178H152ZM198 179V178H197ZM243 179V178H242ZM254 179V178H253ZM256 179V178H255ZM263 179V178H262ZM128 180V179H127ZM148 180V179H147ZM186 180V179H185ZM202 180V178H201ZM229 180V179H228ZM231 180V179H230ZM244 180V179H243ZM250 180V179H249ZM252 180V178H251ZM30 181V180H29ZM36 181V180H35ZM42 181V180H41ZM50 181V180H49ZM48 181V182H49ZM195 181V180H194ZM232 181V180H231ZM245 181V180H244ZM259 181V180H258ZM26 182V181H25ZM24 182V183H25ZM33 182V181H31ZM30 182V183H31ZM53 182V181H52ZM103 182V181H102ZM192 182V181H191ZM197 182V181H195ZM194 182V186L195 185ZM253 182V180L251 181ZM257 182V181H256ZM254 182V183H256ZM21 183V182H20ZM23 181L21 184H18L21 186L24 184ZM27 183V182H26ZM38 183V182H37ZM36 183V184H37ZM42 183V182H41ZM45 183V182H44ZM90 183V184H91ZM98 183V182H97ZM235 183V182H234ZM260 183V182H259ZM53 183H51L52 185ZM55 184V183H54ZM66 184V183H65ZM106 184V183H105ZM229 184V183H228ZM244 184V183H243ZM263 184V183H262ZM47 185V184H46ZM189 183H181L179 184L178 190L176 186L177 193L175 195L176 199H172L173 201L176 202V204L184 203L187 204L191 199L197 196L194 194V190L188 186ZM200 185V184H199ZM249 185V184H248ZM19 186L17 188H19ZM27 186V185H26ZM34 186V185H33ZM36 186V185H35ZM39 186V184H38ZM59 186V185H58ZM94 186V185H93ZM105 186V185H104ZM192 186V185H191ZM200 186V187H201ZM235 186V185H234ZM244 186V185H243ZM245 186H247L245 184ZM250 186V185H249ZM258 186V185H257ZM261 186V185H260ZM62 187V186H61ZM97 187V186H96ZM100 187V186H99ZM262 187V186H261ZM21 188V187H20ZM25 188V187H24ZM28 188V186H27ZM36 188V187H35ZM40 188V187H39ZM43 188V187H42ZM56 188V186H55ZM106 188V187H105ZM156 188V187H155ZM199 188V187H197ZM229 188V187H228ZM235 188V187H233ZM237 188V187H236ZM44 189V188H43ZM49 189V188H48ZM52 189V187H51ZM92 189V188H91ZM192 189V190H191ZM240 189V188H238ZM249 189V188H248ZM21 190V189H20ZM32 190V189H31ZM39 190V189H38ZM66 190V189H65ZM93 190V189H92ZM97 190V188H96ZM126 190V188H125ZM175 190V191H176ZM198 190V189H197ZM237 190V189H236ZM263 190V189H262ZM15 191V190H14ZM55 191V190H54ZM63 191V190H62ZM200 191V190H199ZM234 191V190H233ZM253 191V190H251ZM16 192V191H15ZM14 192V193H15ZM40 192V191H39ZM58 192V191H57ZM93 192V191H92ZM124 192V191H123ZM122 192V193H123ZM244 192V191H243ZM259 192V191H258ZM13 193V194H14ZM20 193V192H19ZM27 193V192H26ZM50 193V192H49ZM61 193V192H60ZM125 193V192H124ZM250 193V192H248ZM22 194V193H21ZM31 194V193H30ZM33 194V193H32ZM55 194V193H54ZM59 194V193H58ZM243 194V193H242ZM251 194V193H250ZM19 195V194H18ZM15 195L14 196H18ZM23 195V194H22ZM26 195V194H25ZM53 195V193L51 194ZM60 195V194H59ZM197 195V193H196ZM262 195V194H261ZM58 196V195H57ZM56 196V197H57ZM70 196V197H69ZM251 196V195H250ZM263 196V195H262ZM11 197V198H10ZM20 197V196H19ZM18 197V198H19ZM27 197V196H26ZM28 197H31L28 196ZM53 197V196H52ZM55 197V196H54ZM258 197V196H257ZM256 197V198H257ZM51 198V197H50ZM120 198V197H119ZM118 198V199H119ZM241 198V200H239ZM244 198V197H243ZM261 200V196H259ZM264 199V197H262ZM22 199V197H21ZM32 199V198H29ZM36 200L38 198H35ZM46 199V198H45ZM117 199V198H116ZM117 199V200H118ZM131 199V198H130ZM137 199V198H135ZM255 199V198H254ZM252 199V200H254ZM258 199V198H257ZM34 200V199H32ZM41 200V199H40ZM59 200V198H58ZM128 200V199H127ZM126 200V201H127ZM133 200V199H132ZM140 200V199H139ZM144 200V199H143ZM196 200V199H195ZM256 200V199H255ZM86 204H85V202ZM122 201V200H121ZM134 201V200H133ZM243 201V200H242ZM250 203L251 200H249ZM248 201V202H249ZM259 201V200H257ZM264 202V200H262ZM16 202V201H15ZM37 202V201H36ZM42 202V201H41ZM58 202V201H56ZM124 202V200H123ZM131 202V201H130ZM191 202V201H190ZM255 201H253L254 203ZM29 203V202H28ZM59 203V202H58ZM121 203V202H120ZM247 203V202H246ZM250 203H247L250 204ZM250 204L251 206L254 204ZM256 203V202H255ZM258 203V202H257ZM16 204V203H15ZM45 205V203H43ZM147 204V203H146ZM149 204V203H148ZM243 204V202H242ZM17 205V204H16ZM28 205V204H26ZM25 205V206H26ZM40 205V204H39ZM51 205V204H49ZM56 205V204H55ZM59 205V204H58ZM118 205V204H117ZM130 206V204H128ZM136 205V204H135ZM262 205V208L264 204H260L258 206ZM3 206V205H2ZM5 206V205H4ZM48 206V205H47ZM60 206V205H59ZM134 206V205H133ZM139 206V207H141ZM257 206V205H256ZM5 207V208H6ZM9 207V206H8ZM7 207V208H8ZM14 207V206H13ZM20 207V206H19ZM41 207V206H40ZM55 207V206H54ZM52 207V208H54ZM114 207H116L114 205ZM119 207V206H118ZM166 207V206H165ZM184 207V206H183ZM200 207V205H199ZM250 207V206H249ZM4 208V209H5ZM51 208V207H50ZM117 208V207H116ZM154 208V206H153ZM253 208V207H252ZM258 208V207H256ZM24 209V208H23ZM29 209V208H28ZM40 209V208H39ZM42 209V208H41ZM62 209V207H61ZM113 209V208H112ZM118 209V208H117ZM123 209V208H122ZM121 209V210H122ZM129 209V208H128ZM167 209H169V215L172 212V215L178 216L183 219L184 211L181 207H175V205H169L167 206ZM247 209V208H245ZM250 209V208H249ZM259 209V208H258ZM26 210V209H25ZM43 210V209H42ZM46 210V209H45ZM52 210V209H50ZM141 210V209H140ZM143 210V209H142ZM218 210V211H217ZM255 210V211H254ZM260 210L263 211V209L260 208ZM11 211V210H10ZM15 211H17L15 209ZM44 211V210H43ZM49 211V210H48ZM47 210L44 212H48ZM57 211V210H56ZM115 211V210H114ZM125 211V210H124ZM136 211V210H135ZM13 212V211H11ZM20 212V211H18ZM50 212V211H49ZM55 212V211H54ZM119 212V211H118ZM141 212V213H142ZM2 213V212H1ZM31 213V212H30ZM35 213V212H34ZM37 213V211H36ZM39 213V211H38ZM132 213V212H131ZM136 213V212H135ZM157 213V212H156ZM32 214V213H31ZM43 214V213H42ZM117 214V212H116ZM120 211V215H121ZM125 215V213H123ZM144 214V216H145ZM264 214V213H263ZM2 215V214H1ZM19 215V214H18ZM25 215V214H24ZM37 215V214H36ZM119 215V216H120ZM133 215V214H132ZM137 215V214H136ZM171 215V216H172ZM188 215V214H187ZM195 215V214H194ZM20 216V215H19ZM30 216V215H27ZM34 216V215H33ZM45 216V215H44ZM61 216V215H60ZM59 216V217H60ZM66 216V215H65ZM114 216V215H112ZM117 216V215H116ZM117 216V218L119 217ZM168 216V215H167ZM166 216V218H168ZM10 217V215H9ZM25 217V216H24ZM57 217V218H59ZM191 217V216H190ZM197 217V216H196ZM15 218V217H14ZM17 218V217H16ZM20 218V217H19ZM34 218V217H33ZM42 218V217H41ZM48 218V217H47ZM116 218V217H115ZM120 218V217H119ZM127 218V217H126ZM132 218V217H131ZM137 218V217H136ZM189 218V217H188ZM10 219V218H9ZM23 219V217H22ZM28 219V218H26ZM44 219H46L44 217ZM56 219V218H55ZM63 219V218H62ZM122 219V218H121ZM37 220V219H36ZM40 220V219H39ZM60 220V219H59ZM124 220V219H123ZM122 220V221H123ZM133 220V219H132ZM16 221V220H15ZM27 221V220H26ZM52 221V220H51ZM50 221V222H51ZM57 221V220H56ZM62 221V220H61ZM186 221V220H185ZM184 221V222H185ZM198 221V222H199ZM24 222V221H23ZM45 222V221H44ZM60 222V221H59ZM67 222V223H66ZM121 222V221H120ZM127 222V221H126ZM37 223V221H36ZM61 223V222H60ZM113 223V221H112ZM116 223V222H115ZM54 224V223H52ZM64 224V223H62ZM121 224V223H120ZM9 225V220L8 218L0 217V234H2L3 238L6 236L7 238L10 237L9 234L11 233V229H8L7 227ZM23 225V224H22ZM28 225V224H27ZM41 225V224H40ZM213 225V224H212ZM45 226V225H43ZM131 226V227H130ZM191 226V227H188ZM14 227V226H13ZM16 227V226H15ZM37 227V226H36ZM42 227V226H41ZM116 227V226H115ZM17 228V227H16ZM25 228V227H24ZM27 228V227H26ZM189 228H192L190 231ZM36 229V228H34ZM39 229V228H38ZM48 229V226H47ZM29 230V229H28ZM115 230V229H114ZM33 231V230H31ZM58 231V230H57ZM56 231V232H57ZM60 231V230H59ZM127 231V230H126ZM129 231V230H128ZM188 231V233L186 232ZM26 232V231H25ZM44 232V231H43ZM48 232V231H47ZM113 232L117 234L118 240L117 242H114L113 240ZM123 232V231H122ZM15 233V232H14ZM14 233L12 235H14ZM19 233V232H18ZM36 234V235H37ZM249 234H252L254 236L253 242L252 241H247L246 238ZM8 235V236H7ZM21 235V234H20ZM32 235V232H31ZM46 235V234H45ZM48 235V234H47ZM138 235V237H134ZM231 235V234H230ZM158 236V237H157ZM232 236V235H231ZM15 237V236H14ZM19 237V236H18ZM23 237V236H22ZM157 237V238H156ZM162 237V238H161ZM157 239L154 241V243L150 240L152 239ZM161 238V239H160ZM178 238V237H177ZM176 238V239H177ZM1 239V238H0ZM20 239V238H19ZM256 239V240H255ZM9 240V239H8ZM193 240V241H192ZM19 241V240H18ZM150 241V242H149ZM4 244L7 241H3ZM21 243V242H20ZM164 243V242H163ZM172 243V242H171ZM196 243V242H195ZM3 245V243H2ZM14 245V244H13ZM161 245V246H160ZM18 246V245H17ZM2 247H0L1 249ZM7 248V247H6ZM190 248V247H189ZM18 249L19 246H18ZM21 250V249H20ZM20 250H17L20 252ZM160 250L162 252L161 255H158L157 251ZM21 253V252H20ZM18 253V254H20ZM16 254V255H18ZM22 254V253H21ZM20 254V256H22ZM19 256V255H18ZM19 256V257H20ZM16 257V256H15ZM11 259V258H10ZM15 259V258H14ZM12 260V259H11ZM20 260V259H19ZM195 260V259H194ZM192 259L189 261L193 264ZM91 262V260H90ZM87 262L86 264L90 263ZM107 264V263H106ZM197 264V263H196Z\"/></svg>",
  "mask_w": 264,
  "mask_h": 264
},
{
  "label": "rangeland",
  "instance_id": "obj_2",
  "mask_svg": "<svg viewBox=\"0 0 264 264\" xmlns=\"http://www.w3.org/2000/svg\"><path fill=\"white\" fill-rule=\"evenodd\" d=\"M183 1V0H182ZM186 1V0H185ZM182 4L183 6H179L177 7L179 10L182 11L179 12L178 9L176 8V6L174 7L173 11H176V15L178 14V17L175 16L174 19V15L169 14V12H163L164 14H160L155 15L154 18L152 16V18H150L148 22L149 24H147V29L144 33V44L143 46L139 49L141 50V52H139L138 50V54H133L134 60L136 61L139 57L138 60L140 61H132L130 60L129 64H131L130 66L128 65L124 67V70L122 69L121 72L119 73L122 77V79L126 82L125 84L120 85L119 83L117 84H107L104 85L105 87L103 88L104 90H108L111 93H113L115 95V98H117V100H115V98L112 100V103L110 105V109L112 111V114L110 115L109 119L106 120L105 123V127L103 125H101L100 127H95L92 128L93 131H91L92 129H90L89 131H85L86 133H83V137L79 139L80 142H78L76 144V146L71 145L69 146L66 145V141H64V139H60L61 137L58 135H53V134H47L46 138H50L49 140H43L40 142V144H43V147L39 144H29V142H27L26 140L20 141L19 144L21 143L23 146L26 147V145H31V146H27L26 148L21 146V144L19 145V147L16 145H12L10 148V155L12 156H8L9 160V164L7 163V165H9L8 169H12L14 171H9V173H7V178L5 179L6 181L10 180L12 182L17 181V183L19 182L18 180H20V182L24 184H22L21 186H19L18 184H21L20 182L18 184H16V188H12L10 190H13L10 194H7V196H10L12 194L13 196V202L9 203V207L7 208L6 205L7 204H2L0 206V217L3 218L6 217L9 220V227H7L8 229H11L9 231H11V233L9 234L10 237H4L2 236V234H0V247H2L0 250H7L8 247L12 246L11 248L14 250L16 249V251H8L6 253H12L15 256H9L7 257L9 262H21V260H24L25 257H23L25 255V253L22 251L23 247L21 248V246L23 245L22 243H24L23 238H29V239H34L35 236H38L37 234V230H42V234L43 238H47V236H49V234H51L52 232L55 235H63L64 231L68 228L64 221H69V219L67 218L70 214V210L68 212V209L66 206H64L61 201V195L63 197V195H65L64 197H68V195L70 194L71 196V191L69 193L68 190L71 189V187L74 185L70 182L72 179V173H79V176H82L81 173H84V177L86 178V180H89V178L94 179L97 182H92L91 180H89V184L87 190H88L90 195L95 196V194L97 193V191H99L100 189H108L109 185L111 184L110 181V176L109 174L111 172L115 173V170H120L118 169L117 165H120V167H124V176H125V183L123 182L124 185V189L123 190H119L117 188H113L114 189V198L115 199V203L114 205L116 207H114L113 205V209L111 208L110 211V219L112 221L109 224H112V228L113 231L116 232H120V233H124L127 234L131 233L129 228V225L126 226L129 222L128 221H132V222H140V220H142L143 218H146V214L143 213L142 211H144V208L142 206L147 205L149 207H151L150 210H152L153 212H155V216L159 217L162 216L165 219H169L171 221L173 220H178L180 219V224L176 227V230L174 233H171L165 240L161 241L162 246L160 247V250L164 249V244L166 246H171L173 244V241L178 242V240L180 239L181 236L180 235L183 233L184 228L187 227L186 225L188 224V220L190 221H195L196 223L199 224L200 221L198 220V215H201V213L203 212V210H205L206 207V203H209V200L207 199L206 195L201 192V188H202V182L204 177H205V169L208 170V167L210 168L211 166L213 167V165H211L212 163H209V161H212V154L213 151L215 149H217L220 145H222V141L219 140L218 135L220 134L219 132H221L222 134H224L225 132H234L239 126L240 123H244L247 117V113L244 114L243 112H246L245 108V102L247 97L251 96L256 100H259L261 102L264 101V90H261L259 92L260 89H264V36L260 37V39L258 38L257 41H255L253 44L249 43L244 46L243 48V44L238 42V39H242V32L239 30V28L242 27L241 25V16L237 13L239 9L242 8V5L247 4L248 2H250V0H233L234 4L229 3L230 1H225V0H194L196 1V4L194 3L192 5H187V3ZM193 1V2H194ZM197 1H201L198 2ZM209 1L211 2V4L209 3ZM245 1V2H243ZM208 2V3H207ZM228 2V3H227ZM235 2H236V6L239 7L238 5H242L237 8V7H233L235 9L232 8V6H235ZM218 3V4H216ZM223 3H227L226 5L228 6H223ZM200 4V5H199ZM203 4V6H202ZM205 4V6H204ZM215 4V5H213ZM222 4V5H221ZM231 4V5H230ZM197 5V6H196ZM207 5V6H206ZM213 5V6H211ZM218 5V6H217ZM222 7H221V6ZM178 6V5H177ZM190 6H194L193 8ZM199 6V7H198ZM209 6V7H208ZM181 7V8H180ZM211 7V8H210ZM217 7V8H216ZM218 7H221L218 8ZM176 8V9H175ZM186 10L191 11L189 13L185 11ZM189 8V9H187ZM200 8V9H199ZM206 8V9H204ZM230 8V10H229ZM194 9V10H193ZM198 9V10H197ZM202 9V10H201ZM209 11H206V10ZM232 9V10H231ZM201 13H198L200 12ZM205 10V11H204ZM213 11V12H212ZM223 11H225L224 13H222ZM194 12V13H193ZM208 12H210L208 14ZM212 12V13H211ZM235 12L238 14L236 15H232L235 14ZM175 13V12H174ZM188 13V15H187ZM206 13V14H205ZM159 14V13H157ZM199 14V15H198ZM220 14V15H219ZM228 14V16H227ZM163 18H162V16ZM170 15L169 17H171L169 20L167 18V16ZM158 16V17H157ZM187 16V17H186ZM231 16V17H230ZM233 16H236L233 17ZM240 16V17H239ZM157 17V18H156ZM165 17V18H164ZM177 17V18H176ZM200 17V19H199ZM162 18V19H161ZM184 18V19H183ZM187 18V19H186ZM196 18V19H195ZM156 19V20H155ZM180 19V20H178ZM190 19V20H189ZM195 19V20H194ZM178 20V21H176ZM209 20V21H208ZM232 20V21H231ZM156 21V22H155ZM172 23H171V22ZM181 21V24L179 26V22ZM219 21V22H218ZM236 21V22H235ZM159 22V23H157ZM178 22V23H176ZM213 22V23H212ZM169 23V25H168ZM174 23V24H173ZM217 23V24H216ZM240 23V24H239ZM151 24V25H150ZM154 24V25H153ZM167 24V25H166ZM170 24H173V28L175 27V29H171L172 26L170 27ZM184 24V25H183ZM186 24V25H185ZM195 24V25H194ZM208 24V25H207ZM227 24V25H226ZM207 25V26H206ZM219 25V26H218ZM240 25L238 29H236L238 26ZM149 26V27H148ZM158 28H157V27ZM169 26V29H168ZM180 30L179 29V27ZM184 26H187L186 28L188 30L185 29ZM195 26V27H194ZM237 26V27H236ZM159 30V31H157ZM167 27V28H165ZM183 27V28H182ZM203 27V28H202ZM214 27V28H213ZM219 27V28H218ZM161 28V29H159ZM164 28V29H163ZM197 28V29H196ZM197 31H196V30ZM179 30V31H178ZM221 30V31H220ZM234 30V31H233ZM240 31V34L238 31ZM149 31V32H148ZM170 31V32H169ZM172 31V32H171ZM186 31V32H185ZM207 31V32H206ZM220 31V32H218ZM151 32V33H150ZM213 32V33H212ZM166 33V34H165ZM221 33V34H220ZM157 37H156V35ZM165 34V37H164ZM172 34V35H171ZM209 34V35H208ZM237 34V35H236ZM151 35V36H149ZM169 35L171 37H169ZM184 35V36H183ZM225 35V36H224ZM168 36V37H167ZM173 36V37H172ZM177 36V37H176ZM192 36V37H191ZM238 36V37H237ZM149 37V38H148ZM161 37V38H159ZM163 37V38H162ZM179 38V39H178ZM224 38V39H223ZM226 38V39H225ZM262 38V39H261ZM178 42H176L175 41ZM190 39V40H189ZM197 39V40H196ZM237 39V40H236ZM159 43H158V41ZM170 40L172 42H170ZM192 40V41H191ZM263 40V42H262ZM157 41V42H156ZM162 41V42H161ZM237 41V42H236ZM149 42V43H148ZM176 42V43H175ZM182 42V43H181ZM224 42V43H223ZM157 43V44H156ZM174 43V46H173ZM180 43V44H179ZM233 43V44H232ZM258 43V44H257ZM261 43V44H260ZM147 44L149 46H147ZM153 44V45H152ZM160 44V46H159ZM171 44V45H170ZM229 44V46H228ZM235 44H239L242 45L240 49H238L237 47H235ZM167 45V46H166ZM177 45V46H176ZM186 45V46H185ZM191 45V46H190ZM252 45V46H251ZM260 45V46H259ZM158 48H157V47ZM169 46V48H168ZM176 46V48H175ZM181 46V47H180ZM183 46V47H182ZM186 49H185V47ZM195 46V47H194ZM255 48H254V47ZM155 47V48H153ZM162 47V49H161ZM167 47V48H166ZM188 47V49H187ZM202 47V48H201ZM148 48V49H147ZM152 48V49H151ZM163 48H165L163 50ZM179 48V49H178ZM194 48V49H193ZM222 48V49H221ZM252 48V49H251ZM259 48V49H258ZM183 49V50H182ZM185 49V50H184ZM211 49V50H210ZM231 49V50H230ZM246 49V50H245ZM250 49V50H249ZM263 49V50H262ZM153 50V51H152ZM162 50V52H161ZM169 50V51H168ZM191 50V51H189ZM236 50V51H235ZM252 50V51H251ZM157 51V52H156ZM195 51V52H194ZM214 51V52H213ZM235 51V53H234ZM239 53H238V52ZM243 51V52H242ZM248 54V58H249V62L251 64H249L252 68H249L247 70V75L248 77H250L251 79L253 78V80H255V82L261 83L259 84H255L258 87L253 88L252 90L249 91V93L244 92L240 89L239 83L237 82V80L235 79L234 75H233V68H231V66L228 64V62L224 61L225 59L229 58V57H238L241 58L239 56V54L244 53ZM144 54H143V53ZM149 52V53H148ZM165 52V53H164ZM169 52V53H167ZM180 52V53H179ZM184 52V53H183ZM208 52V53H206ZM209 52L210 53H219L218 55L220 56V58H215L214 56H209ZM153 53V55H152ZM162 53V54H161ZM179 53V54H178ZM131 54V55H132ZM148 54V55H147ZM161 54V55H160ZM166 54V55H165ZM182 54V55H181ZM187 54V56H186ZM189 54V55H188ZM199 54V55H198ZM163 55V56H162ZM192 55V56H191ZM194 55V56H193ZM205 55V56H204ZM213 55V54H212ZM230 55V56H229ZM259 55V56H258ZM138 56V57H136ZM165 56V57H164ZM170 56V57H169ZM181 56V57H180ZM199 56V57H198ZM223 56V57H222ZM250 56V57H249ZM257 56V57H256ZM148 57V58H147ZM158 59H157V58ZM181 59H180V58ZM186 57V58H185ZM204 57V58H203ZM225 57V58H224ZM141 58H143V60H141ZM146 58V60H145ZM166 60H165V59ZM177 58V60H175ZM202 58V59H201ZM206 58V59H205ZM214 58V59H213ZM251 58V59H250ZM257 58V59H256ZM133 59V58H131ZM160 59V60H159ZM163 59V60H162ZM185 59V60H184ZM221 59V61H220ZM169 60V61H168ZM187 60V64L186 63ZM260 60V61H259ZM262 60V61H261ZM142 61V63H141ZM160 61V62H159ZM179 61V62H178ZM181 61V62H180ZM209 61V62H208ZM215 61V62H214ZM256 61V62H255ZM150 62V63H149ZM190 62V63H189ZM214 62V63H213ZM218 62H222V64H218ZM226 62V63H225ZM254 62V64H253ZM164 63V64H163ZM183 63V64H182ZM193 66H192V64ZM208 63V64H207ZM210 63V64H209ZM145 64V65H144ZM177 64V65H176ZM179 64V65H178ZM182 64V65H181ZM204 64V65H203ZM216 64V65H214ZM225 66H224V65ZM127 65V64H126ZM154 65V66H152ZM176 65V66H175ZM184 65V66H183ZM187 65V66H186ZM191 65V66H190ZM199 65V66H198ZM201 65V66H200ZM203 65V66H202ZM210 65V66H209ZM229 65V66H228ZM144 66V67H143ZM186 66V67H185ZM216 66V67H215ZM253 66V67H252ZM262 68H261V67ZM138 67V69H137ZM153 67V68H152ZM167 67V68H166ZM210 67V68H209ZM223 67V68H222ZM257 67V68H256ZM260 67V68H259ZM127 68V69H126ZM131 68V69H130ZM144 68V69H143ZM155 68V69H154ZM161 68V70H160ZM174 68H176L174 70ZM186 68V69H185ZM195 68V69H194ZM200 68V69H199ZM202 68V70H201ZM134 69V70H133ZM137 71H136V70ZM165 69V70H164ZM172 71H171V70ZM178 69V70H177ZM185 69V70H184ZM216 70V71H213ZM257 69V70H256ZM182 70V71H181ZM189 70V72H187ZM197 70V71H195ZM200 70V72L198 71ZM204 70V71H203ZM220 70V71H219ZM126 71V72H125ZM177 71V73H176ZM196 73H195V72ZM223 71V72H222ZM230 71V72H229ZM233 73H232V72ZM253 71V72H251ZM258 71V72H257ZM259 74L258 75V73ZM128 72V73H127ZM137 72V73H136ZM170 72V73H169ZM184 72V74H183ZM208 72V73H206ZM227 72V73H226ZM250 72L251 74L253 73V75L250 76ZM143 73L145 74L142 75ZM162 73V74H161ZM172 73V74H171ZM175 73V74H173ZM187 73V74H186ZM189 73V74H188ZM194 73V74H193ZM202 73V74H201ZM215 73V74H214ZM231 73V74H230ZM123 74V75H122ZM159 74V75H158ZM178 74V76H177ZM180 74V75H179ZM198 74V75H196ZM208 74V75H207ZM211 74V75H209ZM131 75V76H130ZM201 77H200V76ZM203 75V76H202ZM214 75V76H213ZM263 75V76H262ZM125 76H126V80H125ZM136 76V77H135ZM139 76V77H138ZM161 76V77H160ZM165 76V77H164ZM181 76H184L181 78ZM188 76V79L185 77ZM205 76V77H204ZM207 76V77H206ZM213 76V77H212ZM218 76V77H217ZM262 76V77H261ZM138 77V78H137ZM147 77V78H146ZM158 77V78H157ZM190 77V78H189ZM211 79H209V78ZM135 78V82L134 81ZM170 78V79H169ZM172 78V80H171ZM176 78V80H174ZM197 78V79H196ZM208 78V79H207ZM230 78V79H229ZM232 78H234L232 80ZM256 78V79H255ZM260 78H262L260 80ZM138 79V80H137ZM141 79V80H140ZM146 79V80H145ZM148 79V80H147ZM164 79V80H163ZM213 79H215L213 81ZM225 79V80H224ZM150 80V81H149ZM158 80V81H157ZM184 80L186 81V83L184 82ZM188 80V81H187ZM210 80V81H209ZM260 80V81H258ZM130 83H129V82ZM147 81V82H146ZM160 81V82H159ZM176 81V82H175ZM178 81V82H177ZM180 81V82H179ZM192 81V83H191ZM207 81V82H206ZM213 81V82H212ZM224 81V82H223ZM228 81V82H227ZM232 81V82H231ZM146 82V83H145ZM159 82V83H158ZM172 84H171V83ZM195 82V83H194ZM211 84V86L209 87V83ZM128 83V86L126 85ZM135 83V84H134ZM138 83V84H137ZM157 83V84H156ZM182 86H181V84ZM198 83V84H197ZM203 83V84H202ZM226 85H225V84ZM236 83V84H235ZM238 83V84H237ZM141 84V85H140ZM143 84V85H142ZM165 84V85H164ZM195 84V85H194ZM213 84V85H212ZM234 84V85H233ZM109 85V86H108ZM127 87V90L125 89ZM135 85V86H134ZM151 85V86H150ZM173 88L167 92H165V89H167L170 86ZM174 87H173V86ZM176 85H179L176 86ZM186 85V86H184ZM188 85H190L188 87ZM207 85V86H206ZM231 85V86H230ZM120 86V87H119ZM133 86V88H132ZM146 86V87H145ZM176 86V88H175ZM184 86V87H183ZM193 86V87H192ZM196 86V87H195ZM201 86V90L200 87ZM214 86V87H213ZM217 86V87H216ZM219 86V87H218ZM223 86V87H222ZM33 87H36L35 91L37 93H41L42 94V101L40 103L39 108H37V110L35 111L34 114H36L41 108H47L53 105V100L60 96V94L62 93L61 89L59 88V85L57 83V81H55V79H44V78H40V79H34L33 81ZM114 87V88H113ZM122 87V88H121ZM145 87V89H144ZM152 87V88H150ZM156 87V88H155ZM160 87V88H158ZM182 87V88H180ZM192 87V88H191ZM207 87V88H206ZM226 87V88H224ZM232 87V88H231ZM131 88V89H130ZM137 88V89H136ZM147 88V90H146ZM180 88V89H179ZM188 89V92L185 91ZM196 88V89H195ZM198 88V89H197ZM212 88V89H211ZM215 88V89H213ZM224 88V91H223ZM125 89V90H123ZM135 89V90H134ZM159 89V91H158ZM176 89V90H175ZM194 89V90H193ZM203 89L205 92H210L211 93L213 91H215L214 96L217 97L216 99V104L219 102V104H223V105H219V104H215V102H211L210 104H206L204 103L203 100V96H201V93L203 92ZM237 89V90H236ZM257 89H259L257 91ZM152 90V91H151ZM162 93H161V91ZM174 90V91H173ZM178 90V91H177ZM191 90V91H190ZM207 90V91H206ZM223 92H222V91ZM114 91V92H113ZM119 91V92H118ZM133 91V92H132ZM143 93H142V92ZM147 91V93H146ZM151 91V92H150ZM177 91V92H176ZM180 91V92H179ZM202 91V92H201ZM118 92V93H117ZM130 92V93H129ZM137 98H136V95ZM140 92V94H139ZM207 92V93H208ZM227 94H226V93ZM127 95H126V94ZM151 95H149V94ZM154 93V94H153ZM157 93V94H156ZM171 93V94H170ZM187 93V95H186ZM218 93V94H217ZM234 93V94H233ZM124 94V95H123ZM134 94V95H133ZM164 94V95H163ZM179 95L177 97V95ZM195 96H194V95ZM225 94V95H224ZM247 94V95H246ZM170 95V96H169ZM186 97H183V96ZM218 95V96H217ZM222 95V96H221ZM260 95V96H259ZM126 96V97H125ZM166 96V97H165ZM182 96V97H181ZM197 96V97H196ZM224 96V97H223ZM228 96H230L228 98ZM239 96V97H238ZM140 97V98H139ZM151 97V100L150 98ZM171 97V98H170ZM190 97V99H188ZM203 97V98H202ZM227 97V98H226ZM233 97V98H232ZM241 101L239 98H241ZM120 98V99H119ZM122 98V99H121ZM127 98V99H126ZM132 98V99H130ZM139 98V99H138ZM147 98V100H146ZM154 98V99H153ZM168 98V99H167ZM176 98V99H175ZM193 98V99H192ZM197 98V99H196ZM236 98V99H235ZM263 98V99H262ZM129 99V101H128ZM137 103L136 105V102ZM175 99V100H174ZM184 104H183V101ZM187 99V100H186ZM225 99V100H224ZM228 99V100H227ZM235 99V100H234ZM127 100V101H126ZM131 100V101H130ZM133 100V101H132ZM139 100V101H138ZM177 100V101H176ZM182 102H181V101ZM189 100V101H188ZM196 100V101H195ZM200 102H199V101ZM224 100V101H223ZM239 100V102H238ZM244 100V101H243ZM141 101V102H140ZM148 103H147V102ZM160 101V102H159ZM167 101V102H166ZM169 101V102H168ZM176 101V102H175ZM202 101V102H201ZM223 101V103H222ZM231 101H236V103L231 102ZM115 102L117 103V105L115 104ZM177 104H175V103ZM193 102V103H192ZM200 104H199V103ZM231 102V104H229ZM105 103V104H104ZM109 103V102H104L103 100V104L104 106ZM134 103V104H133ZM148 105H147V104ZM186 103V104H185ZM189 103V104H188ZM196 103V104H195ZM227 103L229 105H227ZM234 103V104H233ZM241 103H243L242 107H241ZM124 104V105H123ZM150 104V105H149ZM156 104V105H154ZM180 104V105H179ZM192 104V105H191ZM195 104V105H193ZM215 104V105H214ZM237 104V106H236ZM120 105V106H119ZM163 105V106H162ZM169 105V106H168ZM189 107H187V106ZM199 105V106H198ZM208 105V106H207ZM116 106V107H114ZM138 106V107H137ZM140 106V107H139ZM144 106V107H143ZM146 106V107H145ZM149 106V107H148ZM157 106V108H156ZM165 106V107H164ZM167 106V107H166ZM178 106V107H177ZM180 106V107H179ZM186 106V107H185ZM196 106V107H194ZM204 106V107H203ZM211 106V107H210ZM232 108H231V107ZM234 106V107H233ZM129 107V108H128ZM152 107V109H151ZM155 107V109H154ZM177 107V108H176ZM182 107V108H181ZM207 107V108H206ZM237 107V108H236ZM116 108V109H115ZM136 108V109H134ZM145 108V109H143ZM165 108V109H164ZM188 108V109H187ZM213 108V109H212ZM224 108V113L222 109ZM227 108V109H226ZM229 108V110H228ZM243 108V110L241 109ZM164 109V110H163ZM196 109V110H195ZM211 109V110H210ZM234 109V110H233ZM235 109H238L237 111H235ZM121 110V111H120ZM130 110V111H129ZM146 110V111H145ZM151 110V111H150ZM163 110V111H162ZM195 112H194V111ZM232 110V112H231ZM241 110V111H240ZM116 111H118L116 113ZM124 111V112H123ZM128 111V112H126ZM133 111V112H132ZM142 113V116L140 115ZM149 111V112H148ZM153 111V112H152ZM199 111V112H198ZM213 111V112H212ZM220 111V112H219ZM239 111V112H238ZM243 111V112H242ZM184 112V113H183ZM193 112V113H192ZM229 112V113H228ZM120 115H119V114ZM128 113V114H127ZM131 113V114H130ZM180 113V114H178ZM186 113V114H185ZM199 113V114H198ZM205 113V114H204ZM209 113V114H208ZM226 113V114H225ZM230 114L228 116V114ZM242 113V114H241ZM144 114V115H143ZM189 114V115H188ZM192 114V115H191ZM201 114V115H200ZM226 116H225V115ZM235 114V115H233ZM238 114V115H237ZM131 115V117H130ZM181 115V116H180ZM194 115V116H193ZM197 115V116H196ZM208 115V116H207ZM242 115V116H240ZM245 115V116H244ZM32 116V115H31ZM31 116L27 119L29 120L31 118ZM113 116V117H112ZM117 116V117H116ZM128 116V117H127ZM134 116V117H133ZM157 116V117H156ZM166 116V117H165ZM193 116V117H191ZM239 116V117H237ZM244 116V117H243ZM136 117V118H135ZM138 117V120H137ZM145 117V118H144ZM151 117V118H150ZM163 117V118H162ZM202 117V118H201ZM218 119V120H216ZM224 117V118H223ZM238 119H237V118ZM143 120H142V119ZM147 118V119H146ZM154 118V119H152ZM180 118V119H179ZM197 118V120H196ZM234 118V119H233ZM45 119V118H44ZM133 119V120H132ZM164 119V120H163ZM168 119V120H167ZM183 119L185 120H189L188 123L185 122ZM199 119V121H198ZM224 119V120H223ZM226 119V120H225ZM243 119V120H242ZM25 120V121H27ZM55 122H57V118H55ZM135 120V122H134ZM193 120V121H192ZM236 120V121H235ZM25 121H23L22 123H24ZM144 121V122H143ZM154 121V122H153ZM158 121V122H157ZM183 121V122H182ZM239 121V123H238ZM243 121V122H242ZM114 122V123H112ZM121 124H120V123ZM141 122V123H140ZM146 122V123H145ZM168 122V123H167ZM215 122V123H214ZM199 123V124H198ZM208 123V124H207ZM224 123H226L224 125ZM233 123V124H232ZM149 124V125H148ZM159 124V125H158ZM169 124V125H168ZM232 124V125H231ZM120 125V126H119ZM124 125V126H123ZM139 127H138V126ZM157 129H155L156 127ZM189 125V126H188ZM197 125V127H196ZM201 128H200V126ZM208 125V126H207ZM238 127H237V126ZM103 126V127H102ZM117 126V127H116ZM134 126V127H133ZM150 126V127H149ZM164 126V127H163ZM180 126V127H179ZM183 126V128H182ZM204 128H203V127ZM216 126V127H215ZM223 126V127H222ZM227 126V127H226ZM190 127V129H188ZM220 127V128H219ZM226 127V128H225ZM12 127L8 128L7 130L11 129ZM114 128V130H112ZM125 128V129H124ZM132 128V129H131ZM141 130H139V129ZM145 128V129H144ZM170 128V129H169ZM222 128V129H221ZM231 128V129H230ZM97 130V131H94ZM103 131H102V130ZM107 129V130H106ZM138 129V130H137ZM148 129V130H147ZM161 129V130H160ZM168 129V130H167ZM204 129V130H203ZM221 129V130H220ZM6 130V131H7ZM128 130V131H127ZM132 130V131H131ZM157 130V131H156ZM160 130V131H159ZM182 130V131H181ZM220 130V131H219ZM5 131V132H6ZM106 131V132H105ZM165 131V132H164ZM167 131V132H166ZM4 132V133H5ZM89 134H88V133ZM101 132H103L101 135H99ZM121 134H120V133ZM171 132V133H170ZM194 132V133H193ZM206 132V133H205ZM4 133H2L0 136H2ZM111 135H109V134ZM145 133V135H144ZM147 133V134H146ZM150 133V134H148ZM152 133V134H151ZM157 133V134H156ZM159 133V135H158ZM161 133V134H160ZM174 133V134H173ZM181 133V134H180ZM192 133V134H191ZM203 133V134H202ZM205 133V134H204ZM215 133V134H214ZM94 136H93V135ZM105 136H104V135ZM164 134V136H163ZM218 134V135H217ZM16 136H18L17 134H15ZM90 135V136H89ZM113 135V136H112ZM124 135V136H123ZM198 138H197V136ZM201 135V137H200ZM221 135V134H220ZM15 136V137H16ZM86 136V137H85ZM89 136V137H88ZM92 137H95V143L94 144H90L88 143V145L86 144L87 142H91ZM102 136L104 138H102ZM116 136V137H115ZM120 136V137H119ZM160 136V137H159ZM173 136V137H172ZM213 136V137H212ZM216 136V138L214 137ZM110 137V138H109ZM193 137H196V140H192L195 139ZM200 137V139H199ZM88 138V140H87ZM114 138V139H113ZM164 141H171L172 143H174L180 150V155L177 156H169V155H165L163 153H160L158 151H156L155 147L157 146V142L161 141L162 139ZM179 138V139H178ZM209 138V139H208ZM53 139V140H51ZM82 139V140H81ZM101 139V141H100ZM107 139V140H106ZM125 139V140H124ZM190 139V140H189ZM203 139V140H202ZM214 139V140H213ZM62 140V142H61ZM84 140V142H83ZM123 140V141H122ZM127 140V141H126ZM132 142H131V141ZM220 141V145H219V141ZM52 141V142H51ZM64 141V142H63ZM87 141V142H86ZM105 141V142H104ZM109 141V143H108ZM125 141V142H124ZM129 141V144H128ZM174 141V142H173ZM185 141V142H184ZM201 141V142H200ZM204 141V142H203ZM54 142V143H53ZM56 142V143H55ZM83 142V143H82ZM86 142V143H85ZM101 142V143H100ZM200 142V143H199ZM24 143V144H23ZM27 143V144H26ZM46 143V145L44 146V144ZM52 143V145H51ZM61 143V144H60ZM65 143V144H63ZM99 143V144H98ZM116 143V145H115ZM121 143V144H120ZM195 143V144H194ZM208 143V144H207ZM214 143V144H213ZM56 144V145H55ZM113 144V145H112ZM140 146H139V145ZM154 144V145H153ZM191 144V145H190ZM218 144V145H217ZM37 145V146H36ZM39 145V146H38ZM84 145V146H83ZM90 145V146H89ZM107 145V147H106ZM110 145V147H109ZM179 145V146H178ZM193 145V146H192ZM15 148H18L15 149ZM17 146V147H16ZM21 146V147H20ZM35 146V147H33ZM53 146V147H52ZM59 146V147H58ZM93 146H98L95 149H92ZM129 146V147H128ZM133 146L136 147L137 150H135V153H131L129 154V152H133ZM143 146V147H142ZM154 146V147H151ZM189 146V147H187ZM198 146V147H197ZM204 146L206 148H204ZM210 146V147H209ZM218 146V147H216ZM14 149H13V148ZM23 147V148H22ZM32 147V148H30ZM36 147L41 148V149H36ZM46 147V149H45ZM48 147V148H47ZM52 147V148H51ZM71 147V148H70ZM73 147V148H72ZM78 147L80 149H78ZM87 147V149H86ZM132 147V149L130 148ZM146 147H148L146 149ZM187 147V148H186ZM208 147V148H207ZM19 148L23 149V152H27V151H31V152H27V153H23L21 151H19ZM44 148V149H43ZM91 148V149H90ZM99 150H98V149ZM101 148V149H100ZM111 148V150H110ZM116 148V149H114ZM194 148V149H192ZM212 148V149H211ZM264 146H262V148L260 147L261 150H263L262 153V157H264ZM25 149V150H24ZM35 149V151H34ZM53 152H52V150ZM78 149V151H77ZM129 149V150H128ZM198 151H197V150ZM207 149V150H206ZM15 150V151H14ZM39 150V151H38ZM42 150V151H40ZM49 150V152H48ZM51 150V151H50ZM56 150V151H55ZM69 150V152H68ZM86 150V151H85ZM95 150V151H94ZM98 150V151H97ZM143 150V151H142ZM145 150V151H144ZM184 152H183V151ZM14 151V152H13ZM18 151V152H17ZM62 151V152H61ZM66 151V153L64 152ZM77 151V152H76ZM81 151V154L80 152ZM109 151V152H108ZM115 151V152H114ZM182 151V152H181ZM187 153H186V152ZM190 151V152H189ZM202 151V152H201ZM241 152H239L237 155H234L235 159H232V163L231 166L228 169V172L226 171L225 176L224 177V182L227 181L226 185H233L232 189L230 188L231 186H226V189L228 190V192H232L234 194L237 195V191H238V196L242 195L240 197H242L239 200H241V205H244V210L247 211H253L254 207L256 210V213H260V215L262 216L261 218H263L262 220H264V206L262 208V205L258 206L259 203L264 204V202L262 200H264L262 197H264V173L261 172V170H257L258 166L256 164V159L253 161H251L252 159L249 158L251 156H248L249 154L246 152H243L242 150H240ZM16 152V155L18 157H16V155H14V153ZM48 152V153H47ZM60 154H59V153ZM72 152V154H71ZM144 152V153H141ZM158 152V153H157ZM197 152V153H196ZM200 152V153H199ZM205 152V153H204ZM212 152V153H211ZM42 153V155H41ZM46 154L45 157L43 155ZM53 153V154H52ZM58 153V154H56ZM69 153V154H68ZM83 153V154H82ZM138 153V154H137ZM204 153V154H203ZM26 154V156H25ZM29 154V156L27 155ZM34 154V155H33ZM48 154V155H47ZM62 154V155H61ZM78 154V155H77ZM129 154V155H128ZM142 157H141V155ZM152 154V156H151ZM181 154L184 156H181ZM192 154V155H191ZM201 154V155H200ZM247 154V155H246ZM23 155V157H22ZM33 155V156H32ZM38 155V156H37ZM51 157H47L49 156ZM53 155V157H52ZM68 157H67V156ZM87 155V156H86ZM89 155V158H88ZM92 155V157H91ZM131 155V156H130ZM135 155V156H134ZM138 155V156H137ZM148 155V156H147ZM155 155V156H154ZM188 155V158H187ZM211 155V156H210ZM15 156V157H14ZM28 156V157H27ZM36 156V158H35ZM41 156V157H40ZM57 158H56V157ZM62 156V157H61ZM86 156V157H85ZM116 156V159H115ZM130 156V157H129ZM145 156V157H144ZM147 156V157H146ZM205 156V157H203ZM34 159H32V158ZM55 157V158H54ZM58 157L60 158V161L58 160ZM67 157V158H66ZM78 157V158H77ZM133 157V158H132ZM139 157V158H138ZM164 157V158H163ZM166 157V158H165ZM177 157V158H176ZM186 157V158H185ZM239 157V159H237ZM13 158V160H12ZM18 158V159H17ZM24 159H28V161L23 160ZM39 158V159H37ZM41 158V159H40ZM52 158L54 159L52 161ZM69 158V159H68ZM114 158V159H113ZM138 158V159H137ZM168 158V159H167ZM170 158V159H169ZM200 158V159H198ZM211 158V159H210ZM22 159V160H21ZM26 159V160H27ZM32 159V160H31ZM46 161H45V160ZM48 159V160H47ZM65 159V161H64ZM126 159V160H125ZM141 159V161H140ZM148 159V160H147ZM151 159V160H150ZM179 161H178V160ZM12 160V161H11ZM14 160H17L19 163H16L17 161L14 162ZM20 160V161H19ZM35 162V164H33V166L31 164H28V162L30 163ZM35 160V161H33ZM56 160V161H55ZM69 160V161H68ZM82 160V161H81ZM134 160V161H132ZM145 160V161H144ZM162 160V161H161ZM165 160V161H164ZM183 160V161H182ZM191 160V161H190ZM194 160V161H193ZM26 163H25V162ZM38 161V162H37ZM59 163H58V162ZM79 161V162H78ZM84 161V163H83ZM139 161V162H138ZM148 161V162H147ZM188 161H190L188 164ZM200 161V162H199ZM238 161V162H236ZM256 161V162H255ZM23 162V163H21ZM67 162V163H66ZM117 162V163H116ZM128 162H132L131 164ZM142 162V163H141ZM146 162V163H145ZM234 162H236L234 164ZM247 162V163H244ZM255 162V166L253 165ZM25 163V164H24ZM41 163V164H40ZM63 163V164H62ZM71 163V164H70ZM116 163V164H115ZM120 163V164H119ZM125 163V164H124ZM140 163V164H139ZM156 165H155V164ZM167 163V164H166ZM179 163V165H178ZM182 163V165H181ZM196 163V164H195ZM251 163V164H250ZM21 164V165H20ZM28 166H27V165ZM38 164V165H37ZM40 164V165H39ZM58 164V166L56 165ZM70 164V165H69ZM75 164V166H74ZM115 164V165H114ZM184 164V165H183ZM187 164V165H185ZM193 164V165H192ZM200 164V165H199ZM207 164V165H206ZM232 164H234L235 166H233ZM239 164V165H238ZM20 167L22 168H19ZM30 165V166H29ZM87 165V166H86ZM128 165V166H127ZM130 165V166H129ZM176 165V167H175ZM181 165V166H180ZM210 165V166H208ZM244 165V166H243ZM13 166V167H10ZM36 166V167H34ZM40 166V167H38ZM47 166V167H46ZM55 166V167H54ZM61 166V167H60ZM71 166V167H70ZM80 166H84L83 168H85V170L83 168H79ZM133 166V167H132ZM184 166V167H183ZM192 166V167H191ZM240 166V167H238ZM243 166V167H242ZM16 167V169L14 168ZM44 167H46L44 169ZM65 167V168H64ZM92 167V168H91ZM98 167V169L96 168ZM106 167V168H105ZM129 167L132 169L129 170ZM197 167V168H196ZM201 167V168H200ZM236 167V168H235ZM255 167L257 169H255ZM16 172H15V170ZM38 170H37V169ZM43 168V169H42ZM73 168V169H72ZM79 170H77V169ZM111 168V169H110ZM140 168V169H139ZM150 168V170H149ZM159 168V169H158ZM183 168V169H182ZM203 168V169H202ZM238 168V169H237ZM19 169V170H18ZM22 169V170H21ZM26 169V170H25ZM30 170L29 171H27ZM34 169V171L37 173V171H39V173L37 175H39L37 177L36 173L32 170ZM61 171L60 174H54V172L56 170ZM91 169V170H90ZM103 169V170H102ZM106 169V170H105ZM188 169V170H187ZM191 169H196V172L194 170ZM212 170V168H210ZM235 169V170H233ZM237 169V170H236ZM245 171H244V170ZM24 170V171H23ZM37 170V171H36ZM71 170V171H70ZM81 170H83L81 172ZM108 170V172H107ZM112 170V171H110ZM116 170V172H117ZM129 170V171H128ZM138 170V171H137ZM153 170V172H152ZM158 170V171H157ZM187 172H185V171ZM190 170V171H189ZM240 170V171H239ZM243 170V171H242ZM251 170V171H249ZM27 171V172H26ZM45 171V172H44ZM63 171V172H62ZM66 171V172H65ZM94 171V172H93ZM101 171V173L99 172ZM104 171V172H103ZM134 171V172H133ZM150 171V172H149ZM164 171V172H163ZM192 171V173H191ZM194 171V172H193ZM199 171V172H198ZM205 173H204V172ZM233 171V172H232ZM256 171V172H255ZM260 171V172H259ZM19 172V173H18ZM25 172V173H24ZM30 174H29V173ZM35 173V176H32V173ZM42 172V174H41ZM71 172V173H70ZM119 172V171H118ZM134 174H133V173ZM171 172V173H170ZM201 172V173H200ZM203 172V173H202ZM238 172V173H237ZM246 174L248 176L243 177L242 173ZM245 172V173H244ZM258 172V173H257ZM13 173V174H12ZM23 175H22V174ZM33 173V175H34ZM45 173V174H44ZM69 173V174H68ZM97 173V174H96ZM105 173V174H104ZM109 173V174H107ZM114 173H111L113 175H115ZM128 173V174H127ZM150 175H149V174ZM157 173V174H156ZM184 175H183V174ZM188 173V174H187ZM193 173H195L197 176L193 175ZM234 173V175H233ZM253 175H251V174ZM261 173V175L259 174ZM263 173V174H262ZM12 174V175H11ZM15 174L17 176H15ZM19 174V175H18ZM29 177L27 178L26 176ZM41 174V175H40ZM66 174V177H65ZM71 174V175H70ZM86 174V175H85ZM93 174V175H92ZM99 174V175H98ZM126 174V175H125ZM199 174L200 177L199 178ZM204 174V175H203ZM229 174H232L231 176ZM236 174H239L238 176H235ZM22 175V176H21ZM27 178L23 180V177ZM31 175V176H30ZM61 177H59V176ZM64 175V176H63ZM98 175V176H96ZM179 175V177H178ZM189 175V176H188ZM259 175V176H258ZM11 176V177H10ZM15 178H14V177ZM46 176V178H45ZM56 176V177H55ZM88 176V177H87ZM107 176V178L105 179V177ZM185 176V177H184ZM193 176V177H192ZM245 176V175H244ZM10 177V178H9ZM24 177V178H25ZM32 177L33 179L31 180ZM44 177V179H43ZM47 177H50L47 179ZM52 177V178H51ZM54 177V178H53ZM69 179H68V178ZM71 177V178H70ZM171 177V178H170ZM173 177V178H172ZM249 177V178H247ZM253 180V182H251V178ZM260 177V178H259ZM30 178V179H29ZM65 178V179H64ZM88 178V179H87ZM109 178V179H108ZM153 178V179H152ZM198 178V179H197ZM202 178V180H201ZM245 180H243V179ZM254 178V179H253ZM256 178V179H255ZM259 178V179H258ZM263 178V179H262ZM30 181H29V180ZM128 179V180H127ZM148 179V180H147ZM186 179V180H185ZM229 179V180H228ZM232 181H231V180ZM250 179V180H249ZM36 180V181H35ZM42 180V181H41ZM50 180V181H49ZM70 180V181H69ZM197 182H195V181ZM259 180V181H258ZM33 181V182H31ZM49 181V182H48ZM53 181V182H52ZM103 181V182H102ZM192 181V182H191ZM257 181V182H256ZM31 182V183H30ZM38 182V183H37ZM42 182V183H41ZM45 182V183H44ZM70 182L72 185L70 186L68 183ZM189 183V187H191L194 190V194L195 199L191 197L189 198L190 201L187 204H182V203H178L176 204V200L173 201L172 199H176L173 198L175 197L179 184H183V183ZM194 182L195 185L194 186ZM235 182V183H234ZM256 182V183H254ZM260 182V183H259ZM16 183V182H14ZM37 183V184H36ZM51 183H53L51 185ZM55 183V184H54ZM66 183V184H65ZM91 183V184H90ZM106 183V184H105ZM110 183V184H109ZM229 183V184H228ZM244 183V184H243ZM263 183V184H262ZM39 184V186H38ZM47 184V185H46ZM200 184V185H199ZM245 184L247 186H245ZM250 186H249V185ZM28 188H27V186ZM34 185V186H33ZM36 185V186H35ZM59 185V186H58ZM94 185V186H93ZM105 185V186H104ZM235 185V186H234ZM244 185V186H243ZM258 185V186H257ZM262 187H261V186ZM19 186V188H17ZM56 186V188H55ZM62 186V187H61ZM66 186H70L69 189ZM97 186V187H96ZM100 186V187H99ZM176 186H177V190H176ZM201 186V187H200ZM21 187V188H20ZM25 187V188H24ZM36 187V188H35ZM40 187V188H39ZM44 189H43V188ZM52 187V189H51ZM106 187V188H105ZM156 187V188H155ZM199 187V188H197ZM237 187V188H236ZM49 188V189H48ZM93 190H92V189ZM97 188V190H96ZM126 188V190H125ZM240 188V189H238ZM249 188V189H248ZM21 189V190H20ZM32 189V190H31ZM39 189V190H38ZM66 189V190H65ZM191 189V190H192ZM198 189V190H197ZM237 189V190H236ZM263 189V190H262ZM16 192H15V191ZM55 190V191H54ZM63 190V191H62ZM176 190V191H175ZM200 190V191H199ZM234 190V191H233ZM253 190V191H251ZM40 191V192H39ZM58 191V192H57ZM93 191V192H92ZM125 193H124V192ZM244 191V192H243ZM259 191V192H258ZM18 196H14L15 193ZM20 192V193H19ZM27 192V193H26ZM50 192V193H49ZM61 192V193H60ZM123 192V193H122ZM250 192V193H248ZM14 193V194H13ZM23 195H22V194ZM31 193V194H30ZM33 193V194H32ZM53 193V195H51ZM55 193V194H54ZM60 195H59V194ZM197 193V195H196ZM243 193V194H242ZM26 194V195H25ZM263 196H262V195ZM31 197H28L30 196ZM58 195V196H57ZM251 195V196H250ZM20 196V197H19ZM27 196V197H26ZM53 196V197H52ZM55 196V197H54ZM57 196V197H56ZM69 196V197H70ZM258 196V197H257ZM259 196H261V200L259 198ZM19 197V198H18ZM22 197V199H21ZM51 197V198H50ZM66 197V198H67ZM120 197V198H119ZM244 197V198H243ZM258 199H257V198ZM11 198V197H10ZM32 198V199H29ZM35 198H38L37 200ZM46 198V199H45ZM59 198V200H58ZM118 200H117V199ZM131 198V199H130ZM137 198V199H135ZM256 200H255V199ZM41 199V200H40ZM128 199V200H127ZM134 201H133V200ZM140 199V200H139ZM144 199V200H143ZM254 199V200H252ZM122 200V201H121ZM124 200V202H123ZM127 200V201H126ZM253 203V201H255L253 204L254 206L250 205L252 203H250V201ZM259 200V201H257ZM16 201V202H15ZM37 201V202H36ZM42 201V202H41ZM58 201V202H56ZM131 201V202H130ZM249 201V202H248ZM29 202V203H28ZM85 202V201H84ZM121 202V203H120ZM243 202V204H242ZM250 203L247 205V203ZM258 202V203H257ZM17 205H16V204ZM45 203V205L43 204ZM147 203V204H146ZM149 203V204H148ZM28 204V205H26ZM40 204V205H39ZM51 204V205H49ZM56 204V205H55ZM60 206H59V205ZM86 204V202H85ZM118 204V205H117ZM130 204V206L128 205ZM136 204V205H135ZM175 205V207H181L184 211V216L183 219L172 215V212L169 215V209H167V206L169 205ZM5 205V206H4ZM26 205V206H25ZM48 205V206H47ZM134 205V206H133ZM142 205V206H141ZM200 205V207H199ZM257 205V206H256ZM14 206V207H13ZM20 206V207H19ZM41 206V207H40ZM55 206V207H54ZM119 206V207H118ZM141 206V207H139ZM154 206V208H153ZM166 206V207H165ZM184 206V207H183ZM250 206V207H249ZM6 207V208H5ZM51 207V208H50ZM54 207V208H52ZM62 207V209H61ZM253 207V208H252ZM258 207V208H256ZM5 208V209H4ZM24 208V209H23ZM29 208V209H28ZM40 208V209H39ZM44 211H48L47 213ZM123 208V209H122ZM129 208V209H128ZM247 208V209H245ZM250 208V209H249ZM263 209L262 210H260ZM15 209L17 211H15ZM26 209V210H25ZM46 209V210H45ZM52 209V210H50ZM122 209V210H121ZM141 209V210H140ZM143 209V210H142ZM13 212H11V211ZM57 210V211H56ZM115 210V211H114ZM125 210V211H124ZM136 210V211H135ZM20 211V212H18ZM37 211V213H36ZM39 211V213H38ZM55 211V212H54ZM119 211V212H118ZM120 211H121V215H120ZM218 211V210H217ZM255 211V210H254ZM2 212V213H1ZM32 214H31V213ZM35 212V213H34ZM117 212V214H116ZM132 212V213H131ZM136 212V213H135ZM142 212V213H141ZM43 213V214H42ZM125 213V215L123 214ZM159 213V214H158ZM2 214V215H1ZM20 216H19V215ZM25 214V215H24ZM37 214V215H36ZM133 214V215H132ZM137 214V215H136ZM145 214V216H144ZM188 214V215H187ZM195 214V215H194ZM10 215V217H9ZM30 215V216H27ZM34 215V216H33ZM45 215V216H44ZM61 215V216H60ZM66 215V216H65ZM114 215V216H112ZM119 216L117 218V216ZM168 215V216H167ZM172 215V216H171ZM25 216V217H24ZM60 216V217H59ZM166 216L168 218H166ZM191 216V217H190ZM197 216V217H196ZM15 217V218H14ZM17 217V218H16ZM20 217V218H19ZM23 217V219H22ZM34 217V218H33ZM42 217V218H41ZM44 217L46 219H44ZM48 217V218H47ZM59 217V218H57ZM116 217V218H115ZM127 217V218H126ZM132 217V218H131ZM137 217V218H136ZM189 217V218H188ZM10 218V219H9ZM28 218V219H26ZM56 218V219H55ZM63 218V219H62ZM64 218L66 220H64ZM122 218V219H121ZM37 219V220H36ZM40 219V220H39ZM60 219V220H59ZM124 219V220H123ZM133 219V220H132ZM16 220V221H15ZM27 220V221H26ZM52 220V221H51ZM57 220V221H56ZM62 220V221H61ZM64 220V221H63ZM123 220V221H122ZM186 220V221H185ZM211 220H207L205 221V225H203V229L200 231L201 236L199 239L195 240L187 249H185L183 251V253L181 252V254H183V256H180V253H176V257L180 258L178 261H181V263L183 264H192L189 260L192 259L193 264H230V257H229V253L231 251H234L236 248L235 246L238 245V241L234 240L233 237V231L232 230H226L224 229V227L218 222V220L216 218H213ZM24 221V222H23ZM37 221V223H36ZM45 221V222H44ZM51 221V222H50ZM61 223H60V222ZM121 221V222H120ZM127 221V222H126ZM185 221V222H184ZM199 221V222H198ZM116 222V223H115ZM54 223V224H52ZM64 223V224H62ZM67 223V222H66ZM121 223V224H120ZM23 224V225H22ZM28 224V225H27ZM41 224V225H40ZM213 224V225H212ZM45 225V226H43ZM65 225V228L62 232V227ZM264 225V224H263ZM14 226V227H13ZM17 228H16V227ZM37 226V227H36ZM42 226V227H41ZM48 226V229H47ZM116 226V227H115ZM25 227V228H24ZM27 227V228H26ZM131 227V226H130ZM191 227V226H188ZM36 228V229H34ZM39 228V229H38ZM29 229V230H28ZM115 229V230H114ZM33 230V231H31ZM58 230V231H57ZM60 230V231H59ZM127 230V231H126ZM129 230V231H128ZM26 231V232H25ZM44 231V232H43ZM48 231V232H47ZM57 231V232H56ZM123 231V232H122ZM15 232V233H14ZM19 232V233H18ZM32 232V235H31ZM51 232V233H50ZM188 233V231H186ZM14 233V235H12ZM21 234V235H20ZM37 234V235H36ZM46 234V235H45ZM48 234V235H47ZM232 236H231V235ZM8 236V235H7ZM15 236V237H14ZM19 236V237H18ZM23 236V237H22ZM34 237V238H33ZM134 237H138V235L134 236ZM158 237V236H157ZM156 237V238H157ZM178 237V238H177ZM20 238V239H19ZM162 238V237H161ZM160 238V239H161ZM177 238V239H176ZM254 238V236H252V234H249L246 238L247 241H252ZM9 239V240H8ZM19 240V241H18ZM113 240L114 242H117L118 240V236L117 234H115L113 232ZM157 239H152L150 240L152 244V242L154 243V241H156ZM256 240V239H255ZM3 241H7L5 243L8 244H4ZM149 241V242H150ZM193 241V240H192ZM21 242V243H20ZM164 242V243H163ZM172 242V243H171ZM196 242V243H195ZM253 242V241H252ZM3 243V245H2ZM14 244V245H13ZM21 249H18V246ZM7 247V248H6ZM9 250V249H8ZM20 250V253L19 251ZM158 250L157 253L158 255H161L162 252ZM20 253L22 256H20ZM18 254V255H16ZM24 254V255H23ZM12 260H11V259ZM15 258V259H14ZM20 259V260H19ZM88 264H106V262H104L103 260H101L99 257H95L91 259V262Z\"/></svg>",
  "mask_w": 264,
  "mask_h": 264
},
{
  "label": "water",
  "instance_id": "obj_3",
  "mask_svg": "<svg viewBox=\"0 0 264 264\" xmlns=\"http://www.w3.org/2000/svg\"><path fill=\"white\" fill-rule=\"evenodd\" d=\"M37 110L28 99L20 96H10L0 93V135L8 128L28 119ZM107 205L105 198L101 199L96 205L89 207L86 219L77 222L66 233V238L62 241L65 248L73 250L68 255V264H86L92 258L99 257L107 264H119L126 262V257L119 255L113 245L103 241L102 219ZM218 222L226 230H236L240 225L229 221L219 212L215 213ZM190 231L192 228H189ZM183 236L178 243H181ZM51 253H44L39 258L21 264H47V257Z\"/></svg>",
  "mask_w": 264,
  "mask_h": 264
}]
</instances>
